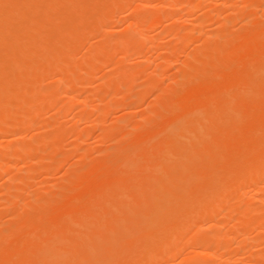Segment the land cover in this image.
I'll use <instances>...</instances> for the list:
<instances>
[{
  "label": "rangeland",
  "instance_id": "obj_1",
  "mask_svg": "<svg viewBox=\"0 0 264 264\" xmlns=\"http://www.w3.org/2000/svg\"><path fill=\"white\" fill-rule=\"evenodd\" d=\"M0 1H1L0 5H3V6L5 5L4 7H6V6H8V4H10L9 3L10 0L9 1L5 0L6 2L4 0H0ZM38 1L37 0H17V2H15V0H11L10 1L11 4L14 3L13 4L14 6L12 5L11 10L8 7L4 8L3 6H1V8H0L1 10H3V9L8 10L9 9V11H10L9 13L10 14L13 13V14H11L12 15L11 18L14 17V18H12L13 20L17 19L16 21L18 22V25L17 24H15V25L17 27L20 26L19 30L21 31V32L18 31L19 33L17 32L15 34L16 36L15 35L6 36V34L7 35L10 34V32L9 33L4 32L5 33L4 37L2 35L3 33L1 34V32H0V34L4 38L3 40L5 42L7 40V42H8V43L6 42L8 45V47H7L6 43L4 45L1 43L2 42V39H1V42H0V51H1L0 52V65L1 66H7L10 69L12 68V70L13 69L17 70V68L15 67V65H13V63H12L13 66H11V65L8 66L9 64H11L8 62H12L14 59V55L15 56L18 55L19 52H24L23 55L26 56L25 61L26 62L28 61L27 63H29V65H30V68H27L26 67L27 63L23 64V65H25L24 67L29 69L26 72H23L24 75L21 74L22 72L20 70H18L21 74V76H20V74L18 72L19 77L17 76L18 75L17 73L13 72V74H17L16 78H19V81L17 82L18 83L17 87L14 85H13L14 87H12V85H9L12 88L10 91H8L10 88L8 89L7 84L16 83L17 80L15 82H13L15 80L14 75H13L14 80L12 81L10 79L11 83H8L9 79H7L8 82L3 83L6 81L4 79L5 75H3V76L0 75V79H1V82H0V96H1L0 97V127L3 128V129H0V155H2V157L0 156V161H1V165L4 163L3 166H0V168H1V170H0V210H1L0 211V263L3 262L1 264H6V263L7 264H10V263L11 264L12 263L13 264H16V263L17 264H26V263H28V264H39V263L46 264L48 262L47 264H53L51 262H54L55 264H57V263L58 264H64V263L65 264H67V263L68 264H113V263H115L116 264L118 262L117 264H141V263L147 264V262H149V263L151 262V264H183V263L184 264H192L193 262L197 263L198 260L201 259V260H199L200 263H198V264H209L210 262H211L210 264H213V263L214 264H239V263L240 264H264V236H263L264 235V182H263L264 181L263 180L264 174L263 175L261 174L262 170L259 172L260 174H258V171H257V170H260L259 165H257V164H259V163L263 164L261 162V160L259 161V163L255 162V164L257 163L255 166L253 164V167L256 168V169H254V171L256 170L257 173L255 171L252 173L253 175L251 174L252 176H249L247 178L245 177L246 178L245 183H243L244 181L237 183L236 180H235V182H233L234 181L233 178H227V180H229V181L223 180L225 182L222 181L223 183L222 182L221 183L223 185L222 184L220 185V187L223 188V190H220L221 194L218 193L220 197L218 195H216V196L214 195L215 197L212 199L209 196H207V198L209 197L210 200L212 199L211 201H209L211 203H209V202H207L208 199L205 198V195H204L205 193L204 194L201 193L202 192L201 190L204 188L203 186H202L203 188L201 187L202 184L205 186V188H204L205 190H207L206 187H208V185L206 183V178H207L208 174L202 175L205 171L203 173H201L202 172L201 167L203 165L201 166L198 162V160L201 161L200 159L203 158L204 156L201 157V155L197 154L198 153L197 151L195 152V148H193L192 149L193 152H195L197 157L199 156L198 157L199 159L196 158L195 154H194L195 158L192 156L194 158V160L198 159V160H196L197 161L196 163L193 160H190V159H192L191 156H189L191 153L190 154L188 153L187 155L185 154V156L187 157V159H185L187 163L185 162L184 165H182V163H180V160L182 158H180L179 162L177 160L178 154H179V157L183 156L184 150H182V149H184V148L186 149V147H188L191 144V141L194 138L195 134L193 135V133H192V135H193V137H192L191 132H190V131H192L191 125H190L191 128L188 126L189 129H191L190 131L188 128H186V131L183 130V131H185L184 135H186L188 138L187 141H190L189 138L192 139L188 143V146H186L187 143L186 144L182 143V141H185L187 139L186 137H185L186 138L185 139L184 137L181 136L182 133L180 134V136H179V134L176 135L177 137L174 136L175 139L177 138L180 141L182 139H185V140H182L181 142L179 140H178L179 142L174 140L173 139L174 137L169 141H168V139L166 140L164 138V140H165V141H163V142H165V145H164L163 142L161 143V140L158 139L159 141H157V139H155L158 137V135H161V136L164 135L163 131L164 130L167 131L166 127L168 126V123H171L169 121L173 120V118H175V117L177 118L179 115L183 116L182 114H184V112H186V113H188V111L191 112L194 109L193 107H195L196 108L195 110H197L198 106H196V105H199V104L202 107H204V109H207L206 111L210 110L211 108L213 110L220 109L221 111L223 110V112H224V109H227V110H228V108H229V110L231 109V112H229V110L228 111L226 110L227 114L229 112V115L226 114V111L224 114L221 113V115H220V110H215L216 112L219 111L218 112L219 115H218V113H215V112L211 113V114H214L213 115L214 119L211 120L212 122L209 125V129L207 127L208 131L210 130L208 132V134L210 132L211 133L209 135L206 134V136H205L206 138L210 137V135L215 136V135H213L215 133L216 137H214V138L218 139L217 136H219V135H217V131L221 132L223 129H226L228 125L232 126V129H233L234 123L233 122L229 123V121H228L230 119V117H229L230 114H231V117H234V116L236 117L238 115L236 120H235V117L231 118V119H233L234 121H238L239 123L243 124L244 121H246L248 118L246 119V117H242V118H245V120L244 119L242 120L239 117V114H242L241 111L243 109V108H239L241 106L246 107L247 105H249L246 107L247 112H245L246 109H244L245 110L244 113H247V114L244 115V113H243V116L249 115V119H250L251 115H255L251 118L253 119L255 117L254 120H256V123H254L255 121L252 119H250V120L248 119L251 122H249L248 120L246 121V123H249L250 126L252 125L253 121H254L253 124H255V125H258V121H261L260 123L264 122L263 121L264 120V111L261 112L263 109V103L264 102L262 103L261 108L258 107L259 104L261 105V102H262L261 100L262 99L264 100V97L257 98L256 94L254 92V91H256V92L260 91V92L264 93V86H263L264 84H261L264 82H260L259 84H261V86L257 87L258 90H254L255 89L254 87H256L257 83L259 82L258 80L255 79L256 82H254V83L256 85L254 84L255 85L254 87H252V86H251V88L249 87L251 90L249 89L250 91H247L248 86H250L252 81H254V79H253L254 77L251 78L249 76V71L251 72L250 75H252V73H253L252 71H254V70H255L256 74L258 71L262 72L264 70V69H262V71L259 70L260 67H262L261 62L264 60V53H263L264 52V44H263V42H264V35H263V33H264V27H263L264 26V1L263 0H215V1L214 0H144V1L143 0H120V2H119V0H102V1L99 0L100 2L96 3L97 2L96 1L94 3V1L92 0L93 2L91 1V3H90L89 0H59L60 2L62 1V3H65V5L67 4L71 8H73L77 4L79 6V10H78L77 5L75 6L76 8H73L74 10L71 8H70V10H71V12L74 13V11L77 9L75 11V13L76 14L78 13V15L71 13L68 10V6L65 7V5L62 3L57 4V2H59L57 0H52V1L46 0L45 2H44V0H38ZM54 1H57V2H54ZM68 1L69 2L73 1L72 2L73 5H72V3L69 4ZM81 1H82V3H80ZM86 1L88 3L89 7L86 6L87 5ZM176 1H178L179 3L178 2L176 3ZM42 2H44V3H42ZM149 2H151V3L149 4ZM113 3L115 5H113ZM196 3H197V6L199 5V8L196 6ZM29 4H31V5L32 4L33 5L39 4L35 8L37 11H35V9L30 8L31 5H29ZM44 4H46V5L43 6ZM24 5H25V7H27V10H25L26 8L24 7ZM33 5L31 7H33ZM90 5H92L95 9H93L92 6H90ZM99 5H101V6H99ZM182 5H183V7H182ZM13 7L14 8L16 7V9H18V10H16V9L14 10ZM22 7H24V8H22ZM60 7H62V9L65 7L63 10L65 11V9H66L68 13L64 12L63 10H62L63 12L60 13V11H61ZM86 7H88V8L86 9ZM20 8H22L23 10L22 9L20 10ZM89 8H91L92 11L89 12V10H91ZM164 9H166V10H164ZM173 9H175V11ZM12 10L17 11L18 15H19V13H20V15L22 14L23 18L21 19L22 16H20V15L18 17L17 13L16 12L14 13ZM24 10H25V12H24ZM58 10H59L60 15L58 13ZM137 10L139 11L138 13H140V15L137 13ZM141 10H143V11H141ZM170 10H172V11H170ZM19 11H21V12H19ZM27 11L31 12V14L29 13L30 15H27L28 14V13L26 14ZM52 11H55L54 13H56V14H53ZM167 11L170 14H168ZM214 11H216V12H214ZM173 12L177 13L178 16L176 14L173 15ZM24 13L26 16L24 15ZM49 13L51 15H49ZM63 13H65V14H63ZM70 13L73 15H70ZM145 13L146 14L149 13V15L145 16ZM157 13H158V15H157ZM4 14L8 15L7 13H4ZM79 14H81L83 16H81V18H80ZM179 14H180V16H179ZM13 15H15V16H13ZM48 15L51 18L55 17L52 20L55 19L54 21L58 23V24L52 23L51 24L52 27H50L52 30L54 27V31H56V32L50 31V32H53V33H50L49 31H47V33H46L45 32L46 29L44 30V28L46 27L44 25H47V22L51 20V19H49ZM57 15L61 16L62 20H60L59 16L57 19ZM133 15H136L137 17L133 16ZM2 16L5 17L4 15H2ZM67 16H69V19L68 18L65 19V17H67ZM70 16L72 17L73 20L70 19ZM75 16H76V18H75ZM6 17H8V16H6ZM6 17H5V19H6ZM47 17L49 20H45V18H47ZM144 17H145V19H144ZM154 17H155V19H154ZM32 18H34V19H32ZM42 18H43V20H41ZM136 18H138V19H136ZM146 18H148V20H146ZM7 19H9V18H7ZM10 19L8 21H10ZM74 19H76L77 21ZM26 20H27V22H26ZM28 20H29V22H28ZM39 20H41V22ZM64 20L66 21L65 23H67L68 21L70 22V23L69 22L67 23L68 27L63 23ZM152 20H154V21H152ZM4 21L5 22H3V20H2V24L3 23H5L6 25L10 24V23H6L7 20H4ZM16 21H13V22L16 23ZM22 21H24L25 23L24 22L23 23L26 25L22 24L21 23ZM149 21H150V23H149ZM246 21H247V24H246ZM10 22H12V21H10ZM256 22H258V23H256ZM43 23H46V24L43 25ZM60 23L62 24V26H60ZM2 24H0L1 27H2ZM11 24H13V23H11ZM63 24L65 25V28H64ZM169 24H170V26L168 27ZM259 24H260V28H259ZM22 25H24L23 29H21ZM58 25L60 27H63L64 29H66V27H67V29L66 30L60 29ZM154 25L156 27H154ZM13 26H14V24H13ZM137 26H138V28H137ZM250 26H253V27H250ZM1 27H0V29H1ZM4 27L6 28V26L5 25L3 26V30H4ZM69 27H70V29H69ZM132 27H134V28L136 27V29H134ZM256 27H258V28H256ZM261 27H263V28H261ZM7 28L9 30L11 27H7ZM254 28L256 29V31ZM169 29L170 30L172 29L173 31L168 32ZM3 30H1V31H3ZM8 30H5V31H8ZM43 30H44V32L42 34L41 31H43ZM129 30H131V31H129ZM166 30H167V32H166ZM12 31L16 32L17 30L14 29ZM124 31H126V32H124ZM261 31L263 33H261ZM249 32H251V33H249ZM39 33L42 35H44V33H46L47 36H44V37H46L44 39L46 41L43 40L44 37L42 35L40 36L42 38L43 44L40 43L41 42L40 41L41 39H40L39 43L41 44V46L37 45V49H36V42L38 41L37 39L40 38L37 36V35H39ZM141 33H143V34H141ZM185 33L188 34V37ZM256 33H258V34H256ZM30 34H32V36ZM48 34H49V36H48ZM126 34L129 35L128 36L129 38L127 37ZM50 35H53L57 39L54 40L55 38H53V36L50 38ZM133 35H135V36H133ZM260 35H261V38H260ZM17 36H18V38H17ZM254 36H255V38H254ZM5 37H9V38H5ZM10 37H11V40H10ZM35 37H36V39H34ZM47 37H49V38H47ZM120 37L121 38L124 37V38L119 39ZM19 38H21V39H19ZM26 38L27 39L29 38V39L27 40ZM12 39H13V41H12ZM129 39L131 40V42ZM261 39H263V40H261ZM25 40H27V41H25ZM151 40H153V41H151ZM179 40H180V42H179ZM236 40H238V42H237V43H239L238 45H236L237 44ZM256 40H260V41L258 42ZM33 41H36L35 45H34ZM47 41L50 42V44ZM127 41H129V42H127ZM184 41H186V42H184ZM20 42H22V43H20ZM254 42H255V44H254ZM18 43L20 45H18ZM114 43H115V45H114ZM118 43H119V45H118ZM132 43H133V45H131ZM155 44H157V45H155ZM2 45L5 49H3ZM111 45H113L114 47L113 46L111 47ZM139 45H141V47ZM121 46H122V48H121ZM134 46L137 48H135ZM218 46L220 49L218 48ZM27 47H29L28 48L29 50H30V47L33 48V49H31V51H33L35 49L38 50L39 54L37 52L33 51L35 54L31 52L32 56L29 55L30 51L28 53V50H27V52H25V50H23ZM34 47H35V49H34ZM116 47H117V49H116ZM171 47H173V48H171ZM258 47H260V48H258ZM2 49H3V51H2ZM114 49H116V50L114 51ZM246 49H247V51H246ZM260 49H261V51H260ZM171 50H173V51H171ZM243 50H245L246 52ZM113 51H114V53H113ZM138 51H139V53H138ZM156 51H158V52H156ZM76 52H78V53H76ZM132 52H134V54ZM6 53H7V55H6ZM244 53L246 56L244 55ZM36 54H38V55H36ZM136 54H138V56ZM231 54H232V56H231ZM64 55L65 56L68 55V56L65 57ZM69 55L71 56V58H67V57H69ZM221 55H223V56H221ZM241 56H242V58H241ZM18 57H20V55H18ZM251 57H254V59H252ZM60 58H62L64 61H61L62 59H60ZM66 59H67V62L72 60L71 64H70V62L67 63ZM242 59H244V60H242ZM245 59H247V60H245ZM258 59H260V60H258ZM234 61H235V63H234ZM3 62H5L6 64ZM53 62H54V64H53ZM59 62H61L60 63L61 67L59 65ZM248 62H250V64H249L250 66L254 63L252 65L253 67L251 70H250L251 67L248 65ZM14 63H17V61L14 60ZM257 63H258V65H257ZM63 64H65L68 68ZM112 64H114V66ZM255 64L257 65V68L254 67V66H256ZM259 64H260V67H259ZM69 65L71 68H69ZM71 65H73V66H71ZM262 65L264 67V64H262ZM51 66H53V67L51 68ZM90 66L92 68H90ZM24 67H22L21 70L25 71L26 69ZM148 67H149V69H148ZM242 67H244V68H242ZM64 68L66 70H64ZM223 68H225V70ZM229 68H231V69H229ZM247 68H248V70H247ZM1 69H2L1 72L5 73L3 71V68H1ZM46 69H48L47 70L48 72L46 71ZM4 70H6V69H4ZM136 70H137V72H136ZM144 70H146V73ZM239 70H241V71H239ZM11 72L10 73L8 72V73L11 74ZM226 72H229V74ZM8 73L6 74V78H7V75L9 77ZM231 73L233 75H231ZM42 75H43V77H42ZM147 75H149V76H147ZM183 75H184V77H183ZM253 76H255V74H253ZM259 76L260 75H258V78H261ZM50 77H51V79H50ZM154 77H155V79H154ZM174 77H177L178 79L174 78ZM248 77H249V79H248ZM250 78H251V80L253 79L251 81V83H249ZM69 79H71V80H69ZM246 79H248L249 81L248 80L246 81ZM228 80L230 83L228 82ZM262 80L264 81V79H262ZM237 81L239 82L240 85H238ZM220 82H223L226 85H224ZM231 83H235V84L232 85ZM3 84H6V87ZM46 85H48L49 87L47 86V88H46ZM221 85H222V87H221ZM71 86H72V88H71ZM218 86H219L220 90L217 89ZM227 86L228 87L230 86L229 92L232 89V91L230 92L232 95L229 94L230 96H232V99L229 98V95H228V97L225 100H227L229 98L230 100L227 101V103L228 104L231 103V104L230 105H228L227 103H226L227 105L224 104L227 106V108H225L224 105L221 106L223 102H221V104H220L219 98H221V96H224L225 89L228 92ZM54 87H57V88H54ZM259 87L261 89H259ZM70 88H71V90H70ZM252 88H254V89L252 90ZM170 89H171V91H170ZM197 89H198V91H197ZM36 90H37V92H36ZM217 90H219L220 92H218ZM237 90L240 92L235 93V92H238ZM54 91H55V95L52 96L51 94H54ZM233 91H235V92H233ZM165 92L167 94H165ZM253 92L255 95L253 94ZM41 93H43V94H41ZM44 93L46 94L45 96H44ZM160 93H162V94H160ZM215 93L218 95L216 96ZM221 93H223V94H221ZM248 93L251 94V95L249 94L250 95L249 100H248L249 95L247 96ZM206 94H209V95H206ZM236 94H239V95L236 96ZM252 94L255 96L254 98L251 97V96H253ZM257 94H258V96L263 95L262 93L259 94V92H257ZM37 95H39L40 97L38 96V98H36L35 96H37ZM56 95L58 97H56ZM128 95H129V97H128ZM203 95H205V96H203ZM240 95L242 98H239ZM243 95H245L244 96L245 98L243 97ZM226 96H224V97H226ZM261 96H259V97H261ZM34 98H36V99H34ZM255 98H257L259 100V101H257V103L258 102L259 103H258V106L253 105V106H256V107H253L252 103L254 102V104H255L256 103L255 101L257 100V99L255 100ZM40 99H41V102L38 103L37 101H40ZM42 99H44V100H42ZM252 99H253V101H252ZM123 100H124V102H123ZM225 100H223V101L226 102ZM243 100L251 101V104H249L248 101H247L248 103L245 101V103H247V104H245ZM33 101H36V102H33ZM202 101H205V102H202ZM221 101H222V98H221ZM239 101H243V103L242 104L240 103V105H238ZM130 102H134V103H131L132 105L133 104L134 105L132 106L131 104H129ZM194 102H195V104H192ZM218 102H219L220 106L217 105ZM33 103L35 105L31 106V104H33ZM202 103H204V104H202ZM36 104H38V105H36ZM200 105H199V108H201ZM212 105H214V106L216 105V106H218V108L216 106H215V108H213ZM36 106H37V108H36ZM209 106L210 107L212 106V107L210 108ZM230 106H232V108L236 106V108H235L236 112L235 111L233 112L232 110H234V109H232ZM220 107H222L223 109H221ZM248 107H250V108H248ZM252 107H253V109H251ZM23 108H25V109H23ZM254 108L256 109V111H254V113H252V111L255 110ZM258 108H260V109H258ZM20 109H23V110H20ZM248 109H251V111ZM29 110H30V112H29ZM101 110H102V113L100 112ZM239 110H240V113H239ZM257 110H259V112H261L259 115H257V113H258ZM249 111H250V113H248ZM57 113H59V114H57ZM100 114H102V115H100ZM215 114L217 116H215ZM225 114L227 115V118L225 117L226 116ZM232 114L234 116H232ZM28 115H30V117ZM87 115H88V117H87ZM256 115L259 118L256 117ZM7 116L9 118H7ZM181 116H179V118ZM219 117H225L226 119H224V118L221 119ZM261 118H262V120H260ZM219 119H220V121H219ZM231 119H230V121H232ZM16 120H18V121H16ZM48 120H53L54 122L48 121ZM225 120L228 121L229 124ZM240 120H242V122ZM98 121H100V122H98ZM163 121H165V122H163ZM214 122H216V123H214ZM220 122H222V123H220ZM5 123H6V125H5ZM12 123H13V125H12ZM260 123L258 125V128L260 126ZM218 124H220V125H218ZM242 124L239 125L237 123V125L240 126L241 129H242V127L245 129V126H244L245 124H243V125ZM263 124H262V126H260L259 129H257V126H256V130H254L255 125L254 126L252 125L254 128L253 131H256L257 134L254 132L256 134L255 135L254 133H252L253 131H251L250 132V134L252 133L251 136L252 135L257 136L258 134L264 133V129L262 130V128H261V127H263ZM15 125H17V126L15 127ZM161 125H162V127H161ZM74 126H75V128H74ZM216 126H218V128ZM19 127H20L19 130L16 129ZM247 127H249V125ZM247 127H246V129H247ZM163 128H164V130H163ZM237 129L235 131H237ZM241 129H240V131L238 129L239 133L241 132ZM66 130H67V133H66ZM243 130H242V132H245ZM212 131H213V133H212ZM229 131L230 130L228 129L227 132H229ZM2 132H5V133H2ZM58 132H59V134H58ZM81 132L84 134H81ZM227 132H225V130H224V133H227ZM242 132L240 133V135L242 134ZM74 133L77 135H75ZM7 134H9V135H7ZM19 134H21V135L19 136ZM152 134H153V136H152ZM156 134H157V137H156ZM250 134H249V136H250ZM236 136L238 137V135H235V139H236ZM253 136L251 138H249L247 135L248 140L250 142L253 141V139H252ZM164 137H166V136L164 135ZM205 137H204V140L202 139L204 142H206ZM241 137H240V139H241ZM262 137H260V138H262ZM153 138H154V141H153ZM159 138H160V136H159ZM210 138L209 139L207 138V139L210 141ZM254 138H256V137H254ZM161 139H163V138H161ZM235 139H233V140H235ZM251 139H252V141H251ZM257 139H258V137H257ZM172 140L175 141V143H177V144L179 143V144L177 146H174L176 144H174V142ZM137 141H139V142H137ZM158 142H160V144ZM194 142H196V141L194 140ZM236 142H238V141H236ZM236 142L235 143H233V141L230 142V143H232L231 145H229L231 149L233 148L231 146H234V144H236ZM250 142H248V143H250ZM127 143H128V145H127ZM143 143L146 145H144ZM149 143H152V145L150 144V146H148L147 144H149ZM207 143H208V145H210L209 142H207ZM204 144H206V143H204ZM257 144L259 145V142ZM46 145H47V147H46ZM151 146L154 148H152ZM158 146L162 147L164 150L161 148H158ZM179 146H182L184 148H180V149L178 148L177 149V147H179ZM198 146H199V144H198ZM200 146H202V144H200ZM256 146L254 143L252 148H254V147L256 148ZM150 147H151V149H150ZM164 147H166V148H164ZM190 147H191V145L189 146V148ZM206 147H201L200 149L208 150V148H206ZM227 147H226V145L224 146L225 149ZM235 147H234V149L236 150L237 148H235ZM145 148L147 151L145 150ZM168 148H169V150H168ZM171 148H172V150L170 151ZM224 148H222V149H224ZM141 149H142V151H141ZM143 149L146 152L143 151ZM153 149H157L158 153H156L157 151H155ZM231 149H228V151L225 150L226 152H223V153H226V155L228 154L229 155L228 157H230L232 155L231 153L234 152ZM14 150H16V151H14ZM180 150H182L183 152ZM190 150H188V148H187V150H185V151L190 152ZM192 150H191V152H192ZM198 150H199V147H198ZM205 150H203V151H205ZM253 150L255 151V149H253ZM21 151H22L23 155H22ZM36 151H38V152H36ZM159 151L160 152L163 151L162 153H164V154H162V153L159 154ZM179 151H180V153H183V155H181L179 153ZM230 151H231V153H230ZM125 152H127V153H125ZM140 152H142V153L140 154ZM143 152L146 155L143 154ZM150 152L153 153L154 155L153 154L150 155ZM199 152L202 153V151H199ZM245 152L248 153V148H246L241 153L243 154ZM205 153H204V155H205ZM6 154H7V156H10V157H6L5 156ZM161 154L163 157H164V155L168 154V158H166V156H165V159H163ZM20 155H22V156H20ZM116 155H118L117 158H119V159H117L115 157ZM137 155H139V156H137ZM141 155L142 156L145 155V156L140 158ZM4 156H5V159L3 158ZM123 156L125 157L124 159H123ZM135 156H136V158H139L140 160L142 159L143 161L142 160H141L142 162L139 160L137 161ZM151 156H153V157H151ZM241 156H243V155H241ZM245 156H248V155L246 154ZM157 157H158V159H157ZM171 157H173L172 159H174V160H171ZM205 157H207V156H205ZM257 157L256 156L250 157V155H249L248 158H251L250 161H252L254 158H256V159H254V161L255 160L258 161L259 160L258 158L260 156L258 158ZM2 158H3V160H2ZM121 158H122V160H121ZM143 158H145V159L148 158L149 161L151 159V161L147 162L148 159L144 160ZM152 158H153V161L156 158V160H158L156 162H159V163H153ZM159 158L160 159L162 158L161 161L159 160ZM134 159H136L137 163L138 162L140 163V164L138 163L140 165L139 166L140 170L138 169V167H135L137 164H135ZM226 159H228V158L227 157L225 158V154H224V157L219 161L224 160V162H225V161H227ZM127 160H133L134 162L131 161V163L133 162L132 164L127 163L128 162ZM110 161H112V162H110ZM162 161L163 162L167 161L168 163H166V164L164 163L165 165H163V163H161ZM174 161H175V163L177 162V164H178L177 166L174 165V163H173ZM228 161H231V160L228 159ZM245 161H247L249 163L248 159H246ZM254 161L252 163H254ZM5 162H7L8 164H6ZM204 162H206V159ZM79 163H80V167L79 166L77 167V165H79ZM124 163L126 165L128 164L129 167H127ZM145 163L147 164V167L143 165ZM220 163L223 164L222 162H220ZM120 164H121V166H120ZM221 164H217V162H216V164L214 166H216V165L220 166ZM198 165L201 166L200 167L201 169L199 168ZM204 165H205V163H204ZM225 165H226L225 167H227V164H225ZM141 166H142V168H141ZM148 166H149V168H148ZM184 166L185 167L190 166L189 168L186 167L187 171L186 170L185 171L187 174L183 170L185 168ZM211 166L213 167V165H211ZM257 166H258V169H257ZM261 166L263 167V165H261ZM4 167H5V169H4ZM126 167L128 170L126 169ZM143 167H145L147 170H145ZM191 167L192 168L195 167L196 169L198 167L200 169L199 171H201V172L197 171L196 169L192 170ZM203 167H205V166H203ZM223 167H224V165H223ZM230 167L229 168L227 167V168H228V170L230 169V171H231L233 169V167L232 168H230ZM262 167H260V168H262ZM121 168H125V169H122V171H121ZM131 168H135V169H133L134 170L133 173H135V171H137L136 174L138 173L139 175L132 174ZM155 168H159V173L161 172L160 173L161 175H163V173H164L163 177L160 176V174H157L158 172L157 173L154 172L157 170V169L155 170ZM160 168L162 170H160ZM181 168H182V170H181ZM150 169L153 171H151ZM169 169H172V171H170ZM216 169H219V168L212 169L213 174H214L213 170H216ZM220 169L223 170L224 168L222 169L220 167ZM225 169H224V171L226 172L227 170H225ZM142 170H144V171H142ZM33 171H34V173H33ZM119 171H121V173ZM127 171H129L133 176L131 174L130 175L128 174L129 175L128 176L127 173H129V172H127ZM146 171H147V173H146ZM148 171H150L149 172L150 174H148ZM182 171L184 172V174L179 173ZM192 171H194V172L192 173ZM196 171L199 172V174L196 173ZM151 172L152 173L154 172L153 173L154 175L151 174ZM225 172L222 171L220 174L225 173ZM124 173H125V176L123 175ZM141 173H143L144 176H142ZM144 173L150 175V178L151 177L153 178L155 176V174H156V177L153 178V180H152V178L150 179L149 176L144 174ZM173 173L174 174L176 173V175L171 176ZM255 173H256V176H254ZM30 174H32V175H30ZM12 176H13V178H12ZM164 176H165V179H164ZM168 176L174 177L173 181L176 184L172 180H171V182H173L172 184L168 183L167 179H168V181H169V179H171ZM223 176H225V174H223ZM223 176H221L220 179H222ZM135 177L137 178V180L138 179L139 180L137 181ZM182 177L184 179H182ZM133 178H135V181ZM202 178H204L205 180ZM223 178L226 179V177H223ZM248 178H249V180L247 181ZM11 179H12V181H11ZM103 179H105V180H103ZM144 179H145V182H144ZM176 179H178V180H176ZM129 180H131L133 184ZM150 180H151L152 184H151ZM230 180L231 181L233 180L232 183ZM260 180L261 181L263 180V181L261 182ZM114 181H115V183H114ZM199 181H201V182L197 183ZM117 182H118V184H117ZM136 182L138 183V185ZM141 182H144V183H141ZM164 182L167 183V186H166V183H164ZM194 182H195V184H194ZM153 183L156 187L153 185ZM108 184H109V186H108ZM189 184H191V185H189ZM198 184L200 185V188H202L201 190H199L200 188L197 187V186H199ZM118 185L120 187L121 186H123V187L120 188ZM139 185H142V187L141 186L138 187ZM245 185H247V186H245ZM103 186H105V187H103ZM110 187H112V188H110ZM157 187H160V188H157ZM194 187H196V189L198 191ZM241 187H243V188H241ZM109 188L111 189L110 191L108 190ZM135 188L137 189V192H135L136 191ZM194 189H195V192H194ZM6 190H8V191H6ZM97 190H98V192H97ZM236 190L238 193L236 192ZM149 192L150 193L152 192L153 194L151 193V195H150ZM203 192H205V191H203ZM262 192H263V194H262ZM136 193L137 194L140 193V194H138L139 196H137ZM194 193H198V194L195 195ZM197 195L202 197V198H205L206 200L205 199L204 200L206 201V203H204L205 201L203 199H202L203 201L200 200L201 198L197 199L196 198V197H198ZM206 195H208V194H206ZM97 196H99V197H97ZM125 196H127V197H125ZM194 196H196V197H194ZM230 196H231V198H230ZM116 197H119V198L123 197V198H121V200L122 199L123 200L121 201L119 198L116 199ZM49 198H50V200H49ZM105 198L108 201L104 200ZM148 198H150V199H148ZM169 198H170V200H169ZM260 198H261V200H260ZM111 200H112V203H113V201H116V202L111 204ZM127 200H130V202L129 201L127 202ZM167 200H169V201H167ZM196 200H197V204H199L198 202H200V204L202 206L203 205L206 206L205 204H208V203L213 204L215 206L214 207L215 209H213V208L212 209L209 208V210L207 209L208 210L207 212L209 215L205 211V213L203 215V219H202V215L200 216L198 214V212L200 211L199 205H195ZM100 201H103V203L107 202V205H108V203H110V204L108 205V207L105 208L106 203L104 205ZM170 201H171L172 205L170 204ZM201 201H202V203H201ZM213 201H216V202L212 203ZM99 203L100 204L102 203L101 207H99L100 206ZM116 203H117V205H116ZM125 203H126V205H125ZM141 203H142L143 207L140 205ZM189 203L190 204L193 203V205H190V206H192V209L195 206V211L197 212L198 215H196V213L193 212V214L195 213L194 215H196L194 217L195 219L193 218L194 215L192 216V218H193L192 220L195 224H193L192 227L190 226V228L187 229L188 231L185 230L187 232L186 233L184 232L185 235L183 234V236L179 238V240H178L179 243H177L178 246L177 245L174 246V249L171 248L172 250L169 249L171 251L170 253L166 252V253H164V255L161 254L160 256H158V258L161 257L160 259H158L157 257H155V259H154V258H152L153 256H150L148 258H147V256H145V257H142L138 260L137 256L138 255L142 256L140 254V251L142 253L145 252L144 250H143L144 252L141 250L143 248V246L146 249L149 246L150 247L149 250H150L151 246L157 245V244H155V245H152V244L156 243L157 240L155 238H158L157 236L160 237V235H162V232H163V231L161 232L158 229H161V230L165 229L166 230L165 224H167V227H168L169 222L170 221L173 222L176 219L175 215H177V218L179 219L182 217V215H184L186 213V211L188 213L189 210H190L189 215H192V211H194V210H192L191 207L188 208ZM218 204H220V205H218ZM180 205H182L183 208ZM83 206H84V208L85 207L86 208L84 209ZM111 206H112V208H111ZM123 206H125V207H123ZM169 206H171V208H169ZM197 206H198V209H197ZM238 206H240V207H238ZM97 207H98V210H97ZM109 207H110V209H109ZM177 207H179L180 209ZM184 207H186V208H184ZM217 207H218V209L220 208L222 211L217 210ZM81 208H82V210H81ZM99 208L101 210H99ZM125 208L127 210H125ZM103 209H104V211H103ZM107 209H109L110 211ZM111 209H113V210H111ZM172 209L175 211L174 213H173ZM178 209H179V212L181 210L184 211V209L186 211H185V213L182 211L180 213H178ZM83 210H84V213H83ZM166 210H167L166 213L168 215H170L171 213L173 215L171 214V216H168L166 213L162 212V211L165 212ZM101 211H102V213H100ZM176 212H177V214H176ZM86 213H87V215H86ZM98 213L101 214L100 216H102L100 219H99L100 216L96 215ZM182 213H184V214H182ZM92 214H93V216H92ZM139 214H140V216H139ZM162 214H164V215H162ZM229 214H230V216H229ZM41 215H43V216H41ZM78 215H81V216H78ZM128 215H130V216H128ZM157 215H158V217H157ZM165 215H167L166 218H165ZM180 215H181V217H179ZM82 216H84L85 218ZM41 217L43 218V220ZM107 217H109V219ZM139 217H141V218H139ZM82 218H84V219H82ZM171 218H172V220H170ZM197 218L199 219V221L196 220ZM38 219H40V220H38ZM74 219H75V221H74ZM79 219H82L83 221L79 220ZM103 219H104V222L102 221ZM94 220H96V221H94ZM119 220H121V221H119ZM167 220H168V222H167ZM261 220L263 222H261ZM71 221L73 222V226H75L74 228H77V231L79 228H81L80 227L81 225L83 226L82 227L83 230H82V228L79 229V230L84 232V235L82 232L83 236L82 235L78 236L81 233L80 232L76 233L77 231H74L75 229L73 230V228H72L73 226H72ZM76 221H78V222H76ZM79 221L81 224L79 223ZM84 221L85 222L87 221L88 223L90 222L92 229L89 228L90 226L88 224L87 225L84 224L85 223ZM160 221L162 223H160ZM178 221H180V220H178ZM35 222L36 223L38 222V224H36ZM101 222H102V224H101ZM131 222H132V224H131ZM193 222H191V223H193ZM217 222H218L219 226H218V224H216ZM77 223H79L80 226ZM97 223H98V225H97ZM174 223H176V220L171 224H174ZM234 223L236 224V226ZM36 225H38V226H36ZM68 225H69V227H68ZM94 225H96V226H94ZM115 225H117V226L115 227ZM138 225H140V226H138ZM154 225H155V227H154ZM215 225H217V228L213 227ZM104 226H106V227H104ZM210 226H211V228H210ZM57 227H58V229H56ZM85 227H88V228H86L88 231L85 229L86 232L84 231ZM137 227H139V231L136 230V229H138ZM162 227H164V228H162ZM170 227L171 226L169 225L168 230ZM47 228H49V229H47ZM101 228H103V229H101ZM142 229H144V230H142ZM100 230H102V231H100ZM131 230L133 231V233H131ZM134 230L137 233V235H136V233L134 235ZM225 230H226V232H225ZM62 231H63L62 236L64 235L65 238H62V236H61ZM68 231H69V233H67ZM93 231H94V233H93ZM124 231L125 232L128 231L127 232L128 235ZM247 231H249V232H247ZM87 232H89V233H87ZM106 232H107V234H106ZM108 232L110 233V235ZM206 232L209 236L206 234ZM227 232H229V233H227ZM70 233H72V236ZM85 233H86V235H90V236L89 237L86 236ZM159 233H160V235H159ZM74 234H75V236H73ZM50 235H52V236H50ZM54 236L56 239H53V240H55L56 242H58V240H59V243L62 242L60 240L61 238L63 240L65 239V242L64 241H63L64 243L62 242L64 246L60 245L61 247L58 246L57 243L55 242L56 247L58 246V248L55 247L56 248V249H54L55 252L50 248L53 245L52 244L53 240H51L50 238H52ZM191 236H193L192 237L193 240L191 239ZM104 237H105V239H104ZM126 237H127V239H126ZM141 237H142V239H141ZM147 237H150V240H149V238L147 239ZM198 237L203 239V240H200ZM203 237H205V238H203ZM77 238H78V240H77ZM217 238L218 239L220 238V239L217 240ZM38 239H39V241H38ZM46 239H48V240H46ZM151 239H153V241ZM194 239H196V240L199 239V240L196 241ZM143 240H144V242H143ZM148 240L150 241V243L148 242ZM154 240H155V242H154ZM226 240L229 241L230 245L228 244V241L226 242ZM37 241L39 243H36ZM40 241L42 244H40ZM84 241H86V242L84 243ZM192 241H193V243H192ZM223 241H225L224 242L225 244L223 243ZM17 242H18V244H17ZM220 242H222L223 244L221 245ZM48 243L50 244V247H49ZM86 243H87V245H86ZM132 243H134V244H132ZM141 243H143V245ZM203 243H205V244H203ZM77 244L79 245L80 250H78L79 247L77 246ZM130 244H131V247H130ZM138 244L141 246H139ZM147 244H148V246H146ZM150 244H151V246H150ZM195 244H196V246H195ZM46 245L48 246V249L49 248L51 249L50 251H47ZM67 245H68V247H67ZM133 245H135V246H133ZM72 246H73V249H71ZM22 247L25 251H23ZM183 247H185V248H183ZM14 248H15V250H13ZM41 248H44V249L46 248V249L44 251V249H41ZM52 248H54V247H52ZM153 248H155V247H153ZM136 249H139V250H136ZM58 250L60 252H58ZM64 250H66V253L64 252ZM56 251L60 255H58L56 253ZM127 251L128 252L130 251L129 253H130V256L132 255L131 257L129 256V253H126ZM138 251H139V253H138ZM42 252H43V254L45 252L47 254H49V255L43 256V258L46 256L47 260L45 258L44 259L41 258L42 256L40 255V253L42 254ZM51 252H54V253H56L57 256H59V259H57L58 257H56L55 254L53 253L55 260L57 259L58 261L57 260L52 261L53 258H51V260H49L50 258H47L49 256L52 257ZM147 252H148V250L145 252V255ZM197 252H199V253L201 252V254L197 255L196 254ZM15 253H16V255H15ZM136 253H138V254H136ZM155 253H157V251ZM217 253H219V254H217ZM6 254H8V255H6ZM168 254H169V256H168ZM124 255H126L127 257ZM148 255H150V254H148ZM222 255L224 257H222ZM36 256L39 259H37ZM97 256H98V258H97ZM117 256H119L121 258H119ZM140 256H138V257H140ZM5 257H6V259H5ZM18 257H19V259L17 261ZM67 257L68 258L71 257V258L68 259ZM90 257H93V258H90ZM125 257L128 259H126ZM23 258H25V260ZM40 258H41V260L42 259L43 260L41 261ZM117 258H119V260ZM233 258H235V259H233ZM153 259L156 262H154ZM217 259H219V260L217 261ZM63 260H66V261L63 262ZM128 260H130V261L128 262ZM164 260L166 261V263L164 262ZM223 260H225V261H223ZM21 261L22 262L24 261V262L22 263ZM39 261H41V262H39ZM137 261H138V263H137Z\"/></svg>",
  "mask_w": 264,
  "mask_h": 264
},
{
  "label": "bare ground",
  "instance_id": "obj_2",
  "mask_svg": "<svg viewBox=\"0 0 264 264\" xmlns=\"http://www.w3.org/2000/svg\"><path fill=\"white\" fill-rule=\"evenodd\" d=\"M4 1H5V0H4ZM8 1H9V0H8ZM8 1H7V2H8ZM10 1H11V0H10ZM10 1H9V3L11 4ZM37 1H38V0H37ZM45 1H46V0H44V2H45ZM51 1H52V0H51ZM57 1H59V0H57ZM57 1H54V2H57ZM91 1H92V0H89L90 3H91ZM93 1H94V3H95L96 1H97L96 3H98V2H100V1H102V0H100V1H99V0H93ZM93 1H92V2H93ZM143 1H144V0H143ZM214 1H215V0H214ZM263 1H264V0H263ZM0 2H1V1H0ZM5 2H6V1H5ZM15 2H17V0H15ZM38 2H39V1H38ZM44 2H42V3H44ZM68 2H69V1H68ZM72 2H73V1L69 2V4H71ZM119 2H120V0H119ZM151 2H152V1H151ZM151 2H149V4H150ZM168 2H169V1H168ZM177 2H178V1H176V3H177ZM184 2H185V1H184ZM196 2H197V1H196ZM260 2H261V1H260ZM3 3H4V2H3ZM3 3H2V4H3ZM12 3H13V2H12ZM58 3H62V1H61V2H60V1L57 2V4H58ZM80 3H82V1H81ZM80 3H79V4H80ZM156 3H157V2H156ZM165 3H166V2H165ZM178 3H179V2H178ZM223 3H224V2H223ZM225 3H226V2H225ZM228 3H229V2H228ZM233 3H234V2H233ZM247 3H248V2H247ZM253 3H254V2H253ZM4 4H5V3H4ZM10 4H8V6H6V7L10 8V10H11L12 5H13L14 3L11 4V5H10ZM36 4H37V3H36ZM36 4H34V5L32 4L33 7L35 6L34 8L31 7V6H32L31 4H29V5H31L30 8L35 9L36 6L39 5V4H38V5H36ZM52 4H53V3H52ZM62 4L65 5V3H62ZM86 4H87L86 6H88L87 1H86ZM146 4H147V3H146ZM173 4H174V3H173ZM186 4H187V3H186ZM207 4H208V3H207ZM9 5H10V6H9ZM45 5H46V4H44L43 6H45ZM60 5H61V4H60ZM72 5H73V3H72ZM76 5H77V4H76ZM76 5H75V6H76ZM94 5H95V4H94ZM113 5H115V4L113 3ZM260 5H261V4H260ZM1 6H3V5H0V8H1ZM4 6H5V5H4ZM4 6H3V7H4ZM13 6H14V5H13ZM53 6H54V5H53ZM67 6H68V5L66 4L65 7H67ZM75 6H74L73 8H76ZM77 6H78V5H77ZM90 6H92V5H90ZM96 6H97V5H96ZM99 6H101V5H99ZM173 6H174V5H173ZM192 6H193V5H192ZM196 6H197V3H196ZM206 6H207V5H206ZM247 6H248V5H247ZM3 7H2V8H3ZM6 7H4V8H6ZM16 7H17V6H16ZM16 7H15V8L13 7L14 10L16 9ZM19 7H20V6H19ZM19 7H18V8H19ZM24 7H25V5H24ZM24 7H22V8H24ZM58 7H59V6H58ZM62 7H63V6H62ZM62 7H60V8H61L60 13H62V12L64 11L63 9H64L65 7H64L63 9H62ZM88 7H89V6H88ZM88 7H86V9H87ZM125 7H126V6H125ZM142 7H143V6H142ZM178 7H179V6H178ZM182 7H183V5H182ZM197 7L199 8V5H198ZM209 7H210V6H209ZM22 8H20V10H21ZM25 8H26L25 10H27V7H25ZM28 8H29V7H28ZM30 8H29V9H30ZM51 8H52V7H51ZM55 8H56V7H55ZM60 8H59V9H60ZM70 8H71V7L68 6V10L71 12ZM73 8H71V9H73ZM92 8L95 9L93 6H92ZM108 8H109V7H108ZM139 8H140V7H139ZM180 8H181V7H180ZM193 8H194V7H193ZM193 8H192V9H193ZM195 8H196V7H195ZM204 8H205V7H204ZM216 8H217V7H216ZM29 9H28V10H29ZM84 9H85V8H84ZM84 9H83V10H84ZM89 9H91V8H89ZM137 9H138V8H137ZM177 9H178V8H177ZM3 10H4V11H3ZM3 10L0 9V24H2V20H3V22H5L4 20H7L6 23H10V24H7V25H6L5 23H3V24H2V27L0 26V27H1L0 32H1V34L3 33V34H2L3 37L5 36V35H4L5 33H9V32H10V34H8V35L6 34V36H12V35H15L18 31L21 32V31L19 30V27H20V26L17 27V26L15 25V24L18 25V22L16 21L17 19L13 20L12 18H14V17L11 18V16H12L11 14H13V13L10 14V13H9V12H10L9 9H8V10L3 9ZM14 10H12V11H13L14 13L16 12L17 15H18V12H17V11H14ZM16 10H18V9H16ZM22 10H23V9H22ZM25 10H24V12H25ZM62 10H63V11H62ZM73 10H74V9H73ZM76 10H77V9H76ZM76 10H75V11H76ZM78 10H79V6H78ZM164 10H166V9H164ZM167 10H168V9H167ZM173 10L175 11V9H173ZM178 10H179V9H178ZM212 10H213V9H212ZM2 11H3V12H2ZM30 11H31V10H30ZM35 11H37V10L35 9ZM75 11H74V13H73V12H71V13L76 14ZM90 11H92V9L89 10V12H90ZM141 11H143V10H141ZM170 11H172V10H170ZM19 12H21V11H19ZM54 12H55V11H52L53 14H56V13H54ZM56 12H57V11H56ZM64 12H67V10L65 9ZM85 12H86V11H85ZM87 12H88V11H87ZM138 12H139V11L137 10V13H138ZM145 12H146V11H145ZM214 12H216V11H214ZM217 12H218V11H217ZM4 13H7L8 15H5ZM27 13H28V14H27ZM29 13L31 14V12H29V11L26 12L27 15H30ZM58 13H59V10H58ZM60 13H59V15H60ZM67 13H68V12H67ZM71 13H70V15H73V14H71ZM81 13H82V12H81ZM143 13H144V12H143ZM149 13H150V12H149ZM149 13H147V14L145 13V16H146V15L148 16ZM167 13H168V11H167ZM171 13H172V12H171ZM46 14H47V13H46ZM63 14H65V13H63ZM85 14H86V13H85ZM92 14H93V13H92ZM138 14L140 15V13H138ZM168 14H170V13H168ZM174 14L177 15V13H174V12H173V15H174ZM208 14H209V13H208ZM2 15H4L5 17H6V16H8V17H6V19H5V17H3ZM15 15H16V14H15ZM15 15H13V16H15ZM19 15H20V13H19ZM19 15H18V17H19ZM24 15H25V13H24ZM49 15H51V14L49 13ZM49 15H48L49 19L52 20L53 18H55V17H52V18H51ZM59 15H57V19H58V16H59ZM76 15H78V13H77ZM79 15H80V16H79L80 18H81V16H83V15H81V14H79ZM143 15H144V14H143ZM157 15H158V13H157ZM9 16H10V17H9ZM20 16H22V14H21ZM25 16H26V15H25ZM52 16H53V15H52ZM86 16H87V15H86ZM133 16H136V15H133ZM141 16H142V15H141ZM141 16H140V17H141ZM152 16H153V15H152ZM177 16H178V15H177ZM177 16H176V17H177ZM179 16H180V14H179ZM2 17H3L4 19H3ZM18 17H17V18H18ZM48 17L45 18V20H49ZM136 17H137V16H136ZM7 18H9V19L11 18L12 20L10 19V21H12V22L8 21L9 19H7ZM15 18H16V17H15ZM22 18H23V16L21 17V19H22ZM28 18H29V17H28ZM43 18H44V17H43ZM43 18H42L41 20H43ZM59 18H60V20H62L61 16H59ZM66 18L69 19V16L65 17V19H66ZM75 18H76V16H75ZM170 18H171V17H170ZM256 18H257V17H256ZM18 19H19V18H18ZM32 19H34V18H32ZM63 19H64V18H63ZM70 19L73 20L71 16H70ZM136 19H138V18H136ZM144 19H145V17H144ZM154 19H155V17H154ZM161 19H162V18H161ZM173 19H174V18H173ZM19 20H20V19H19ZM19 20H18V21H19ZM41 20H39V21L41 22ZM45 20H44V21H45ZM51 20L48 21L49 23L51 22L50 24L47 22V25H44V24H46V23H43V25L46 26V27L44 28V30L46 29V30H45L46 33H47V31H49V32H50V31H54V27H53V30H52L50 27H52V26H51L52 23L54 24V23H57V22L54 21L55 19L52 20V21H51ZM74 20H76V19H74ZM139 20H140V19H139ZM146 20H148V18H146ZM149 20H150V19H149ZM174 20H175V19H174ZM179 20H180V19H179ZM204 20H205V19H204ZM252 20H253V19H252ZM13 21H16V23H14ZM44 21H43V22H44ZM76 21H77V20H76ZM142 21H143V20H142ZM152 21H154V20H152ZM249 21H250V20H249ZM23 22H24V21H22L21 23L24 24L25 22H24V23H23ZM26 22H27V20H26ZM28 22H29V20H28ZM65 22H66V21L64 20L63 23L67 26V23H68L69 21H68L67 23H65ZM74 22H75V21H74ZM140 22H141V21H140ZM161 22H162V21H161ZM176 22H177V21H176ZM202 22H203V21H202ZM11 23H13L14 26H13V24H11ZM21 23H20V24H21ZM69 23H70V22H69ZM123 23H124V22H123ZM136 23H137V22H136ZM149 23H150V21H149ZM152 23H153V22H152ZM154 23H155V22H154ZM174 23H175V22H174ZM180 23H181V22H180ZM256 23H258V22H256ZM20 24H19V25H20ZM39 24H40V23H39ZM57 24H58V23H57ZM64 24H63V26H64V28H65V25H64ZM92 24H93V23H92ZM101 24H102V23H101ZM140 24H141V23H140ZM146 24H147V23H146ZM161 24H162V23H161ZM204 24H205V23H204ZM246 24H247V21H246ZM4 25L6 26V28L4 27V30H3V26H4ZM9 25H10V26H9ZM11 25H12L13 27H12ZM24 25H26V24H24ZM24 25L21 26V27H22L21 29H23V26H24ZM27 25H28V24H27ZM55 25H56V24H55ZM141 25H142V24H141ZM155 25H156V24H155ZM155 25H154V27H156ZM157 25H158V24H157ZM176 25H177V24H176ZM202 25H203V24H202ZM255 25H256V24H255ZM15 26H16V27H15ZM58 26H59V25H58ZM60 26H62L61 23H60ZM60 26H59L60 29H64L63 27H60ZM87 26H88V25H87ZM150 26H151V25H150ZM169 26H170V24L168 25V27H169ZM7 27H11V28L8 30ZM42 27H43V26H42ZM55 27H56V26H55ZM67 27H68V26H67ZM67 27H66V29H67ZM70 27H71V26H70ZM70 27H69V29H70ZM143 27H144V26H143ZM158 27H159V26H158ZM171 27H172V26H171ZM250 27H253V26H250ZM263 27H264V26H263ZM263 27H261V28H263ZM16 28H17V29H16ZM56 28H57V27H56ZM71 28H72V27H71ZM129 28H130V27H129ZM129 28H128V29H129ZM132 28H134V27H132ZM137 28H138V26H137ZM141 28H142V27H141ZM256 28H258V27H256ZM259 28H260V24H259ZM14 29L17 30V31H16V32L12 31V30H14ZM29 29H30V28H29ZM66 29H64V30H66ZM125 29H126V28H125ZM134 29H136V27H135ZM194 29H195V28H194ZM254 29H255V28H254ZM254 29H253V30H254ZM1 30H3V31H1ZM5 30H8V31H5ZM41 30H42V29H41ZM44 30L41 31L42 34H43ZM85 30H86V29H85ZM131 30H132V29H131ZM131 30H129V31H131ZM159 30H160V29H159ZM190 30H191V29H190ZM197 30H198V29H197ZM197 30H196V31H197ZM227 30H228V29H227ZM24 31H25V30H24ZM169 31H173V30H172V29H171V30L169 29L168 32H169ZM255 31H256V29H255ZM4 32H5V33H4ZM11 32H12V33H11ZM13 32H14V33H13ZM19 32H18V33H19ZM49 32H48V33H49ZM54 32H56V31H54ZM58 32H59V31H58ZM95 32H96V31H95ZM124 32H126V31H124ZM166 32H167V30H166ZM179 32H180V31H179ZM186 32H187V31H186ZM190 32H191V31H190ZM251 32H252V31H251ZM251 32H249V33H251ZM259 32H260V31H259ZM29 33H30V32H29ZM46 33H44V35H42V34L39 33V35H37V36L40 37V36L42 35V36L44 37V36H47ZM50 33H53V32H50ZM50 33H49V34H50ZM129 33H130V32H129ZM132 33H133V32H132ZM143 33H144V32H143ZM143 33H141V34H143ZM159 33H160V32H159ZM162 33H163V32H162ZM195 33H196V32H195ZM261 33H263V32L261 31ZM1 34H0V42H1V39H2V42H1V43L4 45V44L7 42V40L5 39V40H6V42H5V41L3 40L4 38L2 37ZM45 34H46V35H45ZM49 34H48V36H49ZM54 34H55V33H54ZM89 34H90V33H89ZM103 34H104V33H103ZM164 34H165V33H164ZM170 34H171V33H170ZM185 34H186L187 37H188V34H187V33H185ZM256 34H258V33H256ZM22 35H23V34H22ZM30 35L32 36V34H30ZM59 35H60V34H59ZM104 35H105V34H104ZM121 35H122V34H121ZM126 35H127V34H126ZM183 35H184V34H183ZM186 35H185V36H186ZM227 35H228V34H227ZM263 35H264V33H263ZM15 36H16V35H15ZM15 36H14V37H15ZM52 36H53V35H50V38H51ZM55 36H56V35H55ZM124 36H125V35H124ZM128 36H129V35H127V37H128ZM133 36H135V35H133ZM153 36H154V35H153ZM174 36H175V35H174ZM176 36H177V35H176ZM1 37H2V38H1ZM23 37H24V36H23ZM26 37H27V36H26ZM28 37H29V36H28ZM189 37H190V36H189ZM5 38H9V37H5ZM12 38H13V37H12ZM17 38H18V36H17ZM31 38H32V37H31ZM45 38H46V37H44L43 40H44ZM47 38H49V37H47ZM53 38H55V37L53 36ZM75 38H76V37H75ZM122 38H124V37H122ZM122 38L120 37L119 39H122ZM128 38H129V37H128ZM133 38H134V37H133ZM155 38H156V37H155ZM179 38H180V37H179ZM191 38H192V37H191ZM234 38H235V37H234ZM254 38H255V36H254ZM260 38H261V35H260ZM19 39H21V38H19ZM26 39H27V38H26ZM28 39H29V38H28ZM28 39H27V40H28ZM34 39H36V37H35ZM40 39H41V40H40ZM56 39H57V38H55L54 40H56ZM113 39H114V38H113ZM187 39H188V38H187ZM187 39H186V40H187ZM10 40H11V37H10ZM27 40H25V41H27ZM37 40H38L37 42H36V41H33V42H34V45H35V42H36V49H37V45H38V46H39V45L41 46L40 43L43 44V41H42V38H41V37L38 38ZM39 40L41 41L40 43H39ZM47 40H48V39H47ZM126 40H127V39H126ZM126 40H125V41H126ZM129 40H130V39H129ZM154 40H155V39H154ZM234 40H235V39H234ZM239 40H240V39H239ZM245 40H246V39H245ZM254 40H255V39H254ZM261 40H263V39H261ZM3 41H4V42H3ZM12 41H13V39H12ZM18 41H19V40H18ZM20 41H21V40H20ZM44 41H46V40H44ZM110 41H111V40H110ZM136 41H137V40H136ZM136 41H135V42H136ZM144 41H145V40H144ZM151 41H153V40H151ZM242 41H243V40H242ZM256 41L259 42L260 40H256ZM30 42H31V41H30ZM30 42H29V43H30ZM47 42H48V41H47ZM58 42H59V41H58ZM127 42H129V41H127ZM130 42H131V40H130ZM135 42H134V43H135ZM179 42H180V40H179ZM184 42H186V41H184ZM204 42H205V41H204ZM237 42H238V40H236V43H237ZM7 43H8V42H7ZM7 43H6V45H7ZM11 43H12V42H11ZM20 43H22V42H20ZM37 43H38V44H37ZM48 43L50 44V42H48ZM122 43H123V42H122ZM125 43H126V42H125ZM217 43H218V42H217ZM44 44H45V43H44ZM95 44H96V43H95ZM126 44H127V43H126ZM150 44H151V43H150ZM152 44H153V43H152ZM238 44H239V43H237L236 45H238ZM254 44H255V42H254ZM263 44H264V42H263ZM3 45H2V47H3ZM12 45H13V44H12ZM18 45H20V44L18 43ZM71 45H72V44H71ZM101 45H102V44H101ZM114 45H115V43H114ZM118 45H119V43H118ZM121 45H122V44H121ZM131 45H133V43H132ZM155 45H157V44H155ZM180 45H181V44H180ZM211 45H212V44H211ZM211 45H210V46H211ZM213 45H214V44H213ZM217 45H218V44H217ZM31 46H32V45H31ZM46 46H47V45H46ZM51 46H52V45H51ZM77 46H78V45H77ZM112 46H113V45H111V47H112ZM128 46H129V45H128ZM139 46L141 47V45H139ZM151 46H152V45H151ZM174 46H175V45H174ZM250 46H251V45H250ZM250 46H249V47H250ZM7 47H8V45H7ZM32 47H33V46H32ZM101 47H102V46H101ZM111 47H110V48H111ZM113 47H114V46H113ZM131 47H132V46H131ZM134 47H135V46H134ZM179 47H180V46H179ZM255 47H256V46H255ZM12 48H13V47H12ZM28 48H29V47H27V48H25V49L22 48V49L25 50V52H27V50H28V53H29V51H30V53H31V52H32V53H34V52H37V53H38V50H36L35 47H34V49H35L36 51L33 50L34 52L31 51V49H33V48L30 47V50H29ZM39 48H40V47H39ZM52 48H53V47H52ZM89 48H90V47H89ZM98 48H99V47H98ZM106 48H107V47H106ZM121 48H122V46H121ZM123 48H124V47H123ZM135 48H137V47H135ZM138 48H139V47H138ZM144 48H145V47H144ZM147 48H148V47H147ZM171 48H173V47H171ZM218 48H219V46H218ZM221 48H222V47H221ZM258 48H260V47H258ZM3 49H5V48L3 47ZM3 49H2V51H3ZM6 49H7V48H6ZM16 49H17V48H16ZM65 49H66V48H65ZM65 49H64V50H65ZM116 49H117V47H116ZM116 49H114V51H115ZM125 49H126V48H125ZM125 49H124V50H125ZM219 49H220V48H219ZM61 50H62V49H61ZM122 50H123V49H122ZM237 50H238V49H237ZM6 51H7V50H6ZM17 51H18V50H17ZM21 51H22V50H21ZM91 51H92V50H91ZM94 51H95V50H94ZM114 51H113V53H114ZM118 51H119V50H118ZM171 51H173V50H171ZM206 51H207V50H206ZM215 51H216V50H215ZM240 51H241V50H240ZM243 51H245V50H243ZM246 51H247V49H246ZM246 51H245V52H246ZM260 51H261V49H260ZM0 52H1V51H0ZM39 52H40V51H39ZM111 52H112V51H111ZM143 52H144V51H143ZM156 52H158V51H156ZM257 52H258V51H257ZM17 53H18V52H17ZM23 53H24V52H19L18 55H20V57H18V55H16V56L14 55V59H13V61H12V62H8V63H11V64H9L8 66H10V65L13 66V65H15V67L17 68V70H16V69H15V70L13 69V70H14V71H13L12 68L10 69V68L7 67V66H1V65H0V75H2V76L5 75L4 79L6 80V81L3 82V83H6V82H8V81H9L8 83H11L10 79H11L12 81L15 79L13 82H15V81L17 80L16 83H13V82H12L13 84H7L8 89L10 88L8 91H10V90L12 89L9 85H12V87H14V86L17 87V86H18V83H17V82L19 81V78H16L17 76L19 77V74H20V72H19L18 70H20V71L22 72L21 74L24 75L23 72H26L27 70H29V69H27V68H30L29 63H27L28 61H27V62L25 61V60H26V56L23 55ZM30 53H29V55L32 56V53H31V54H30ZM43 53H44V52H43ZM45 53H46V52H45ZM76 53H78V52H76ZM132 53L134 54V52H132ZM135 53H136V52H135ZM138 53H139V51H138ZM144 53H145V52H144ZM229 53H230V52H229ZM241 53H242V52H241ZM258 53H259V52H258ZM263 53H264V52H263ZM14 54H15V53H14ZM21 54H22L23 56H22ZM34 54H35V53H34ZM38 54H39V53H38ZM38 54H36V55H38ZM108 54H109V53H108ZM122 54H123V53H122ZM249 54H250V53H249ZM6 55H7V53H6ZM11 55H12V54H11ZM36 55H35V56H36ZM41 55H42V54H41ZM47 55H48V54H47ZM70 55H71V54H70ZM70 55H69V57H67V58H71ZM136 55L138 56V54H136ZM157 55H158V54H157ZM203 55H204V54H203ZM213 55H214V54H213ZM213 55H212V56H213ZM244 55H245V53H244ZM251 55H252V54H251ZM31 56H30V57H31ZM35 56H34V57H35ZM64 56H65V55H64ZM66 56H68V55H66ZM66 56H65V57H66ZM221 56H223V55H221ZM231 56H232V54H231ZM245 56H246V55H245ZM9 57H10V56H9ZM42 57H43V56H42ZM58 57H59V56H58ZM106 57H107V56H106ZM234 57H235V56H234ZM234 57H233V58H234ZM237 57H238V56H237ZM239 57H240V56H239ZM16 58H17V59H16ZM63 58H64V57H63ZM112 58H113V57H112ZM116 58H117V57H116ZM213 58H214V57H213ZM235 58H236V57H235ZM241 58H242V56H241ZM244 58H245V57H244ZM251 58L254 59V57H251ZM60 59H62V58H60ZM96 59H97V58H96ZM105 59H106V58H105ZM238 59H239V58H238ZM9 60H10V59H9ZM9 60H8V61H9ZM14 60L17 61V63H14ZM31 60H32V59H31ZM70 60H71V59H70ZM113 60H114V59H113ZM226 60H227V59H226ZM242 60H244V59H242ZM245 60H247V59H245ZM250 60H251V59H250ZM258 60H260V59H258ZM41 61H42V60H41ZM61 61H64V60L62 59ZM263 61H264V60H263ZM263 61L261 62L262 64H264ZM6 62H7V61H6ZM31 62H32V61H31ZM54 62H55V61H54ZM54 62H53V64H54ZM66 62H67V59H66ZM69 62H70V64H71L72 60L69 61ZM69 62H67V63H69ZM116 62H117V61H116ZM137 62H138V61H137ZM146 62H147V61H146ZM209 62H210V61H209ZM250 62H251V61H250ZM250 62H248V65L250 64ZM252 62H253V61H252ZM257 62H258V61H257ZM3 63H5V62H3ZM12 63H13V65H12ZM25 63H27V64H26V67H27V68L24 67L25 65H23V64H25ZM60 63H61V62H59V65H60ZM234 63H235V61H234ZM234 63H233V64H234ZM236 63H237V62H236ZM255 63H256V62H255ZM259 63H260V62H259ZM5 64H6V63H5ZM108 64H109V63H108ZM114 64H115V63H114ZM114 64H112V65L114 66ZM116 64H117V63H116ZM152 64H153V63H152ZM244 64H245V63H244ZM253 64H254V63H253ZM253 64H252V65H253ZM262 64H261L262 67H260V64H259V67H260L259 70H261V71H262V69H264V67H263ZM63 65H65V64H63ZM74 65H75V64H74ZM210 65H211V64H210ZM237 65H238V64H237ZM240 65H241V64H240ZM252 65H251V66L249 65V66L251 67L250 70H251L252 67H253ZM255 65H256V64H255ZM257 65H258V63H257ZM257 65L254 66V67L257 68ZM65 66H66V65H65ZM65 66H64V67H65ZM71 66H73V65H71ZM118 66H119V65H118ZM238 66H239V65H238ZM238 66H237V67H238ZM6 67H7V68H6ZM22 67H24L26 70H25V71H24V70H21ZM52 67H53V66H51V68H52ZM54 67H55V66H54ZM60 67H61V65H60ZM66 67H67V66H66ZM66 67H65V68H66ZM76 67H77V66H76ZM224 67H225V66H224ZM259 67H258V68H259ZM1 68H3V71H4L5 73L1 72V71H2ZM24 68H23V69H24ZM38 68H39V67H38ZM56 68H57V67H56ZM65 68H64V70H66ZM67 68H68V67H67ZM69 68H71L70 65H69ZM90 68H92V67L90 66ZM226 68H227V67H226ZM233 68H234V67H233ZM242 68H244V67H242ZM256 68H255V69H256ZM4 69H6L7 71L4 70ZM48 69H49V68H48ZM48 69H46V71H47ZM57 69H58V68H57ZM59 69H60V68H59ZM72 69H73V68H72ZM75 69H76V68H75ZM136 69H137V68H136ZM148 69H149V67H148ZM148 69H147V70H148ZM218 69H219V68H218ZM223 69L225 70V68H223ZM229 69H231V68H229ZM236 69H237V68H236ZM253 69H254V68H253ZM10 70H11L12 72H11ZM49 70H50V69H49ZM62 70H63V69H62ZM68 70H69V69H68ZM90 70H91V69H90ZM116 70H117V69H116ZM139 70H140V69H139ZM219 70H220V69H219ZM247 70H248V68H247ZM257 70H258V69H257ZM257 70H256V71H257ZM130 71H131V70H130ZM144 71H145V73H146V70H144ZM194 71H195V70H194ZM239 71H241V70H239ZM263 71H264V70H263ZM263 71H262V72H263ZM6 72H7V73H8V72H9V73L11 72V74L8 73V74H9V77H8V75H7V78H6V74H7ZM13 72H14V73H17V74H18V72H19V74H18V75H17V74H13ZM47 72H48V71H47ZM65 72H66V71H65ZM119 72H120V71H119ZM136 72H137V70H136ZM192 72H193V71H192ZM218 72H219V71H218ZM252 72H253L252 75H250L251 72L249 71V76H250L251 78L254 77V78H253L254 81H252L253 79L251 80V78H250V81H249V80H248L249 77H248V79H246V81L248 80L249 83H251V81H252V83H251L250 86L247 85V86H248V90H247V91H250V90H251V89H250L251 86L254 87V86L256 85V84L254 83V82H256V80H258L259 82L257 83V86L254 87L255 89L252 88V90H253V89H254V90H258L257 87H258V86H261V84H264V83L259 84L260 82H264V81L262 80V79H264V78H263V77H264V76H263V75H264V74H263L264 72L262 73V72L258 71L257 74H256L255 70L252 71ZM37 73H38V72H37ZM82 73H83V72H82ZM116 73H117V72H116ZM125 73H126V72H125ZM143 73H144V72H143ZM216 73H217V72H216ZM216 73H215V74H216ZM226 73L229 74V72H226ZM234 73H235V72H234ZM258 73H259V74H258ZM21 74H20V76H21ZM73 74H74V73H73ZM84 74H85V73H84ZM149 74H150V73H149ZM217 74H218V73H217ZM253 74H255V76H253ZM13 75H14V79H13ZM16 75H17V76H16ZM58 75H59V74H58ZM61 75H62V74H61ZM81 75H82V74H81ZM112 75H113V74H112ZM114 75H115V74H114ZM128 75H129V74H128ZM154 75H155V74H154ZM231 75H233V74L231 73ZM235 75H236V74H235ZM258 75H260L259 77H261V78H258ZM73 76H74V75H73ZM104 76H105V75H104ZM121 76H122V75H121ZM147 76H149V75H147ZM213 76H214V75H213ZM224 76H225V75H224ZM226 76H227V75H226ZM238 76H239V75H238ZM245 76H246V75H245ZM10 77H11V78H10ZM42 77H43V75H42ZM42 77H41V78H42ZM61 77H62V76H61ZM70 77H71V76H70ZM111 77H112V76H111ZM183 77H184V75H183ZM191 77H192V76H191ZM218 77H219V76H218ZM228 77H229V76H228ZM233 77H234V76H233ZM30 78H31V77H30ZM41 78H40V79H41ZM64 78H65V77H64ZM109 78H110V77H109ZM174 78H177V77H174ZM7 79H9V80L7 81ZM50 79H51V77H50ZM102 79H103V78H102ZM154 79H155V77H154ZM177 79H178V78H177ZM235 79H236V78H235ZM255 79H256V80H255ZM259 79H260L261 81H260ZM42 80H43V79H42ZM69 80H71V79H69ZM79 80H80V79H79ZM152 80H153V79H152ZM172 80H173V79H172ZM197 80H198V79H197ZM80 81H81V80H80ZM102 81H103V80H102ZM179 81H180V80H179ZM0 82H1V79H0ZM72 82H73V81H72ZM224 82H225V81H224ZM226 82H227V81H226ZM228 82H229V80H228ZM228 82H227V83H228ZM237 82H238V81H237ZM220 83L224 84L223 82H220ZM229 83H230V82H229ZM16 84H17V85H16ZM48 84H49V83H48ZM211 84H212V83H211ZM214 84H215V83H214ZM231 84L233 85V84H235V83H231ZM236 84H237V83H236ZM254 84H255V85H254ZM258 84H259V85H258ZM1 85H2V84H1ZM3 85H5V87H6V84H3ZM13 85H14V86H13ZM71 85H72V84H71ZM224 85H226V84H224ZM232 85H231V86H232ZM238 85H240L239 82H238ZM238 85H237V86H238ZM24 86H25V85H24ZM39 86H40V85H39ZM47 86H48V85H46V88H47ZM56 86H57V85H56ZM65 86H66V85H65ZM78 86H79V85H78ZM196 86H197V85H196ZM214 86H215V85H214ZM243 86H244V85H243ZM263 86H264V85H263ZM263 86H262V87H263ZM5 87H4V88H5ZM30 87H31V86H30ZM48 87H49V86H48ZM221 87H222V85H221ZM227 87H228V86H227ZM227 87H226V88H227ZM229 87H230V86H229ZM229 87L227 88V89H228V92L226 91V89H225V91H224V96H226V95H227V96H226V97L221 96L222 101H221V98H219L220 96L218 97L220 100L217 98V99L220 101V104H221V102H223L221 106H223L224 104H226L227 101L230 100L229 98L232 99V96H230L229 94H231L230 92L232 91L231 88H232L233 86L230 88V89H231L230 92H229ZM249 87H250V88H249ZM43 88H44V87H43ZM54 88H57V87H54ZM66 88H67V87H66ZM71 88H72V86H71ZM71 88H70V90H71ZM217 89L220 90L219 86H218ZM249 89H250V90H249ZM259 89H261V88L259 87ZM43 90H44V89H43ZM59 90H60V89H59ZM162 90H163V89H162ZM215 90H216V89H215ZM219 90H217V91L220 92ZM26 91H27V90H26ZM44 91H45V90H44ZM56 91H57V90H56ZM170 91H171V89H170ZM197 91H198V89H197ZM235 91H236V90H235ZM235 91H233V92H235ZM237 91H238V90H237ZM36 92H37V90H36ZM38 92H39V91H38ZM206 92H207V91H206ZM213 92H214V91H213ZM215 92H216V91H215ZM239 92H240V91L235 92V93H239ZM254 92H255L257 98H262V97H264V93H263V92L257 91V92H259V94H260V93L263 94L262 96L259 95V96H261V97L258 96V94H257L256 91H254ZM254 92H253V94H254ZM34 93H35V92H34ZM39 93H40V92H39ZM216 93H217V92H216ZM216 93H215V94H216ZM242 93H243V92H242ZM242 93H241V94H242ZM26 94H27V93H26ZM28 94H29V93H28ZM41 94H43V93H41ZM58 94H59V93H58ZM160 94H162V93H160ZM165 94H167V93L165 92ZM171 94H172V93H171ZM199 94H200V93H199ZM221 94H223V93H221ZM249 94H250V93H248L247 96H248ZM253 94H252V95H253ZM255 94H254V95H255ZM45 95H46V94L44 93V96H45ZM51 95H52V96L55 95V91H54V94H51ZM168 95H169V94H168ZM206 95H209V94H206ZM217 95H218V94H216V96H217ZM228 95H229V98H228L227 100H225V99L228 97ZM231 95H232V94H231ZM237 95H239V94H236V96H237ZM250 95H251V94H250ZM250 95H249V98L247 97L248 100L250 99ZM254 95L251 96V97L254 98V97H255ZM38 96H39V95H37V96H35V97L38 98ZM41 96H42V95H41ZM44 96H43V97H44ZM166 96H167V95H166ZM203 96H205V95H203ZM234 96H235V95H234ZM244 96H245V95H243V97H244ZM0 97H1V96H0ZM12 97H13V96H12ZM23 97H24V96H23ZM27 97H28V96H27ZM39 97H40V96H39ZM56 97H58V96L56 95ZM128 97H129V95H128ZM3 98H4V97H3ZM36 98H34V99H36ZM159 98H160V97H159ZM192 98H193V97H192ZM239 98H242L241 95L239 96ZM244 98H245V97H244ZM247 98H246V99H247ZM257 98H255V100H256ZM9 99H10V98H9ZM15 99H16V98H15ZM205 99H206V98H205ZM42 100H44V99H42ZM59 100H60V99H59ZM59 100H58V101H59ZM207 100H208V99H207ZM213 100H214V99H213ZM223 100H225L226 102H224ZM240 100H241V99H240ZM248 100H247V101H248ZM27 101H28V100H27ZM126 101H127V100H126ZM134 101H135V100H134ZM196 101H197V100H196ZM234 101H235V100H234ZM243 101H244V103H245L246 100H243ZM243 101H239L238 105H240V103L242 104ZM247 101H246V102H247ZM252 101H253V99H252ZM257 101H259V100L257 99V100L255 101V102H256L255 104H254V102H253V103H252V106H253V105H257V106H258V103H259V102L257 103ZM261 101H262V102H261V105L259 104V106H258V107H260V108L262 107V103L264 102V100L262 99ZM24 102H25V101H24ZM33 102H36V101H33ZM37 102H38V103L41 102V99H40V101H37ZM43 102H44V101H43ZM89 102H90V101H89ZM123 102H124V100H123ZM202 102H205V101H202ZM216 102H217V101H216ZM230 102H231V101H230ZM248 102H249V104H251V101H248ZM248 102H247V103H248ZM77 103H78V102H77ZM94 103H95V102H94ZM131 103H134V102H130L129 104H131ZM213 103H214V102H213ZM213 103H212V104H213ZM247 103H245V104H247ZM4 104H5V103H4ZM14 104H15V103H14ZM27 104H28V103H27ZM192 104H195V102L192 103ZM202 104H204V103H202ZM227 104H228V103H227ZM227 104H226V105H227ZM230 104H231V103H230ZM230 104H228V105H230ZM23 105H24V104H23ZM32 105H35V104L33 103V104H31V106H32ZM36 105H38V104H36ZM86 105H87V104H86ZM131 105H132V104H131ZM133 105H134V104H133ZM133 105H132V106H133ZM199 105H200V104H199ZM199 105H196V106H198V107H197V108H198L197 110H195L196 108L193 107L194 109H193L191 112L188 111V113H186V112L183 111L184 114H185V113L187 114V115H186V114H185V115L182 114L184 117L181 116V115H179V116H181V117L179 118V116H178V117H177L178 119H177L176 117H175L176 119L172 117L173 120H171V119H170L171 121L168 120V121L171 122V123H168V126H167V127L164 125V126L167 128V131L164 130L165 127L163 128V130H164V131H163V132H164L163 134H164L166 137H164V135H163V136L158 135V137H157V134H156V137H157V138H155V139H157V141L161 140V143H162L163 141H165L164 138H165L166 140L168 139V141H169V140H171L174 136L177 137L176 135H178V134H179V136H180L181 133H182V134H181L182 137H184V138L186 137V138H187V136L184 135V132L186 131V128L189 129V127H190V125H191V127H192V131H193V132H192V131H190L191 129H189V131L191 132V136L193 137V135L195 134L193 140H192L191 138H189L190 141L192 140V141H191V144H190L191 147L189 148L190 145L188 146V143L190 142V141H187L188 138H187V139L185 138L186 140H185V139H182V140H185V141H186V142H185V141H182V140H181L182 143H184V144L187 143L186 146H188V147H186V149H185L184 147H182V146L177 147V149H178V148H179V149H180V148H184V149H182V150H184V155H183V153H180V151H182V150L179 151V153H180L181 155H183L184 157H183V156H180V157H179V154H178V156H177V157H178L177 160H178V162H179L180 158H182V159L180 160V163H182V165H184L185 162H186L185 159H187V157L185 156V154L187 155L188 153H189V154L191 153L189 156H191L192 159H190V160H193V161L196 163V162H197L196 160L199 159V158H198L199 156L197 157V155L195 154L196 151L198 152L197 154L201 155V157L204 156L203 158L200 157V158H201V159H200L201 161L198 160V162H199V164H200L201 166H202V165L205 166V167H203V166L201 167L200 165H198L199 168H200V167H201L202 169L204 168L203 170L200 168L202 172L199 171L200 169H199L198 167H197V169H196L195 167H193V168L191 167V169H192V170H193V169H196L197 171H199V172H201V173H203V172L205 171L206 173L204 172L202 175H204V174H208V176H207L208 179L206 178V183H207V185H208V187H206L207 190L204 189L205 186H204L203 184L201 185V187H202V186L204 187V188L202 187L203 189L200 188V185H199V184H198L199 186H197V187L200 188L199 190L202 189V190H201V191H202L201 193H203V194L205 193V194H204V195H205V198H207V196H209L210 198L213 199L216 195L219 196V194H221V191H220V190H223V188H221L220 185H221L223 182H225V181H223V180L229 181V180H227V178H233V180H234V181L232 180L233 182H235V180H236L237 183H238V182L240 183V182H242V181H244L243 183H245L246 178L249 177V176H252V175H253L252 173L256 171V170L254 171V169H256V168L253 167V164H254V166H255L257 163H259L260 160H261V162H262L263 164H261V163L257 164V165H259V169H260V170H257V171H258V174H260L259 172H260L261 170L264 172V133H261L262 135H261V134H258L257 136H253V135H252V136H253V138H252L253 141H252V139H251L252 142H250V141L248 140V137H249V138L252 137V136H251L252 133H254V132L256 133V131H253V129H254L253 126L255 125V124H253V122L255 121L254 123H256V120H254L255 117H254L253 119L251 118V117H253V116H255V115H251L250 119L254 120V121L252 122V125H253V126H252V125L250 126L249 123H246V121L249 119V115H248V116H243V113H244V111H245L244 109H246L245 112H247V108H246V107L249 106V105H247L246 107H245V106H243V107H242V106L239 107V108H243L242 111H241L242 114H239V117H240L242 120H243V119L245 120V118H242V117H246V119L248 118V119H247L246 121H244V123H243V124H245V125H244V126H245V129H244L243 127H242V129H241V127L238 126L237 123H238L239 125H241L242 123H239L238 121H234L233 119H231V118H234L235 116L232 114V116H234V117H231V114H230L229 117H230V119H231L232 121H230V119H229L228 121H229V123L233 122L235 128L233 127V129H232V126H229V125H228L227 128L230 130L229 132H227V130H228L227 128H226L227 130L222 128L223 130H222L221 132H218V131H217V135H219V136H217V137H218V139H219V138H220V139L218 140L217 138H214V137H216V134L214 133L213 135H215V136H211V135H210L211 138H210V137H207L208 139L210 138V141H209L205 136H206V134H208V132L210 131V130L208 131V129H209V125H210V123L212 122L211 120L214 119V116H213L214 114H211V113H212V112H213V113H214V112H215V113H218L219 111L216 112L215 110H220V109H215V110H213L211 107L213 106V108H215L216 105H215V106L212 105L211 107L209 106L211 109L209 108L210 110L206 111L207 109H204V107H202L201 105H200L201 108H199ZM217 105H219V102H218ZM226 105H224L225 108H227ZM233 105H234V104H233ZM28 106H29V105H28ZM89 106H90V105H89ZM174 106H175V105H174ZM190 106H191V105H190ZM194 106H195V105H194ZM219 106H220V105H219ZM38 107H39V106H38ZM90 107H91V106H90ZM93 107H94V106H93ZM168 107H169V106H168ZM191 107H192V106H191ZM216 107L218 108V106H216ZM230 107L232 108V106H230ZM237 107H238V106H237ZM253 107H256V106H253ZM253 107H252L251 109H253ZM5 108H6V107H5ZM10 108H11V107H10ZM14 108H15V107H14ZM36 108H37V106H36ZM184 108H185V107H184ZM202 108H203V109H202ZM220 108L223 109L222 107H220ZM235 108H236V106L232 108V109H234V110H232L233 112H234V111L236 112ZM248 108H250V107H248ZM260 108H258V109H260ZM7 109H8V108H7ZM23 109H25V108H23ZM23 109H20V110H23ZM251 109H248V110L251 111ZM254 109H255V108H254ZM1 110H2V109H1ZM31 110H32V109H31ZM157 110H158V109H157ZM190 110H191V109H190ZM226 110H227V109H224V112H223V110H222V111L220 110V115H221V113L224 114ZM228 110H229V108H228ZM228 110H227V111H228ZM32 111H33V110H32ZM104 111H105V110H104ZM163 111H164V110H163ZM186 111H187V110H186ZM227 111H226V114H227ZM250 111H249L248 113H250ZM254 111H256V109L253 110L252 113H254ZM263 111H264V103H263V109H262L261 112H263ZM21 112H22V111H21ZM29 112H30V110H29ZM100 112L102 113V110H101ZM229 112H231V109L229 110ZM229 112H228L227 115H229ZM233 112H232V113H233ZM237 112H238V111H237ZM257 112H258V113H257ZM257 112H256L257 115H259V114L261 113V112H259V110H257ZM239 113H240V110H239ZM11 114H12V113H11ZM57 114H59V113H57ZM226 114H225V115H226ZM234 114H235V113H234ZM237 114H238V113H237ZM245 114H247V113H244V115H245ZM38 115H39V114H38ZM100 115H102V114H100ZM162 115H163V114H162ZM164 115H165V114H164ZM188 115H189V116H188ZM211 115H212V116H211ZM218 115H219V113H218ZM227 115L225 116L226 118H227ZM241 115H242V116H241ZM257 115H256V117H258ZM262 115H263V114H262ZM19 116H20V115H19ZM25 116H26V115H25ZM28 116L30 117V115H28ZM84 116H85V115H84ZM215 116H217V115L215 114ZM237 116H238V115H237ZM237 116L235 117V120H236ZM54 117H55V116H54ZM87 117H88V115H87ZM211 117H212V118H211ZM225 117H219V118H221V119H223V118L226 119ZM261 117H262V116H261ZM7 118H9V117L7 116ZM12 118H13V117H12ZM16 118H17V117H16ZM18 118H19V117H18ZM34 118H35V117H34ZM55 118H56V117H55ZM215 118H216V117H215ZM240 118H239V119H240ZM258 118H259V117H258ZM31 119H32V118H31ZM239 119H238V120H239ZM250 119H249V120H250ZM21 120H22V119H21ZM59 120H60V119H59ZM85 120H86V119H85ZM89 120H90V119H89ZM123 120H124V119H123ZM242 120H240V121L242 122ZM249 120H248V121H249ZM257 120H258V119H257ZM260 120H262V118H261ZM16 121H18V120H16ZM48 121H53V120H48ZM100 121H101V120H100ZM100 121H98V122H100ZM219 121H220V119H219ZM225 121H226V120H225ZM228 121H226V122L228 123ZM263 121H264V120H263ZM263 121H262V122H263ZM2 122H3V121H2ZM53 122H54V121H53ZM58 122H59V121H58ZM163 122H165V121H163ZM249 122H251V121H249ZM260 122H261V121H258V125H259ZM16 123H17V122H16ZM28 123H29V122H28ZM32 123H33V122H32ZM158 123H159V122H158ZM214 123H216V122H214ZM220 123H222V122H220ZM229 123H228V124H229ZM263 123H264V122H263ZM263 123H260V126H262ZM1 124H2V123H1ZM54 124H55V123H54ZM86 124H87V123H86ZM116 124H117V123H116ZM235 124H236V125H235ZM243 124H242V125H243ZM3 125H4V124H3ZM5 125H6V123H5ZM12 125H13V123H12ZM12 125H11V126H12ZM21 125H22V124H21ZM51 125H52V124H51ZM218 125H220V124H218ZM226 125H227V124H226ZM226 125H225V126H226ZM248 125H249V127H247ZM258 125H255V129H254V130H256V126H257V129L260 128V126H259V128H258ZM16 126H17V125H15V127H16ZM18 126H19V125H18ZM117 126H118V125H117ZM188 126H189V127H188ZM12 127H13V126H12ZM15 127H14V128H15ZM40 127H41V126H40ZM48 127H49V126H48ZM57 127H58V126H57ZM61 127H62V126H61ZM72 127H73V126H72ZM161 127H162V125H161ZM191 127H190V128H191ZM207 127H208V129H207ZM216 127L218 128V126H216ZM229 127H230V128H229ZM236 127H237V128L239 127L238 129H239V131H240V129H241V132H242V130L244 129L243 131H245V132H242V134L240 135L241 132L239 133V131H238V129H237ZM246 127H247V129H246ZM263 127H264V124H263ZM263 127H261L262 130L264 129ZM36 128H37V127H36ZM44 128H45V127H44ZM74 128H75V126H74ZM220 128H221V127H220ZM0 129H3V128L0 127ZM16 129L19 130L20 127H19V128H16ZM40 129H41V128H40ZM111 129H112V128H111ZM111 129H110V130H111ZM231 129H232V130H231ZM236 129H237L238 132L235 131ZM249 129H250V130H249ZM24 130H25V129H24ZM24 130H23V131H24ZM36 130H37V129H36ZM41 130H42V129H41ZM155 130H156V129H155ZM183 130H185V131H183ZM217 130H218V129H217ZM224 130H225V132H227V133H224ZM63 131H64V130H63ZM71 131H72V130H71ZM158 131H159V130H158ZM251 131H253V132L250 134ZM7 132H8V131H7ZM9 132H10V131H9ZM148 132H149V131H148ZM159 132H160V131H159ZM222 132H223L224 134H223ZM246 132H247V133H246ZM257 132H258V131H257ZM2 133H5V132H2ZM66 133H67V130H66ZM151 133H152V132H151ZM151 133H150V134H151ZM154 133H155V132H154ZM192 133H193V135H192ZM210 133H211V132H210ZM210 133H209V134H210ZM212 133H213V131H212ZM218 133H219V134H218ZM255 133H254V134H255ZM58 134H59V132H58ZM69 134H70V133H69ZM74 134H75V133H74ZM81 134H84V133L81 132ZM112 134H113V133H112ZM150 134H149V135H150ZM158 134H159V133H158ZM209 134H208V135H209ZM221 134H222V135H221ZM249 134H250V136H249ZM256 134H257V133H256ZM256 134H255V135H256ZM7 135H9V134H7ZM20 135H21V134H19V136H20ZM75 135H77V134H75ZM90 135H91V134H90ZM143 135H144V134H143ZM183 135H184V136H183ZM235 135H238V137L236 136V139H235ZM247 135H248V137H247ZM152 136H153V134H152ZM152 136H151V137H152ZM159 136H160V138H159ZM239 136H240V137L242 136L241 139H240ZM262 136H263V137H262ZM88 137H89V136H88ZM146 137H147V136H146ZM175 137H174L173 139L176 140V141H178L179 139H177V138L175 139ZM204 137H205V139H206V140H205L206 142L203 141V140H204ZM254 137H256V138H254ZM257 137H258V139H257ZM260 137H262V138H260ZM52 138H53V137H52ZM143 138H144V137H143ZM147 138H148V137H147ZM161 138H163V139H161ZM169 138H170V139H169ZM212 138H213V139H212ZM231 138H232V139H231ZM237 138H238L239 140H238ZM158 139H159V140H158ZM202 139H203V140H202ZM233 139H235V140H233ZM254 139H255V140H254ZM259 139H260V140H259ZM48 140H49V139H48ZM194 140H195L196 142H194ZM230 140L233 141V143H235L236 141H238V142H236L237 145L234 144V146H231V147H233L232 149H231L230 146H229V145L232 144V143H230V142H231ZM257 140H258V141H257ZM36 141H37V140H36ZM49 141H50V140H49ZM66 141H67V140H66ZM133 141H134V140H133ZM139 141H140V140H139ZM139 141H137V142H139ZM153 141H154V138H153ZM155 141H156V140H155ZM157 141H156V142H157ZM168 141H167V142H168ZM172 141H173V140H172ZM179 141H180V140H179ZM179 141H178V142H179ZM181 141H180V142H181ZM202 141H203V142H202ZM229 141H230V142H229ZM254 141H255V142H254ZM149 142H150V141H149ZM170 142H171V141H170ZM173 142H174V144H176V145L173 144L174 146H177V145L179 144V143H178V144L175 143V141H173ZM207 142H209L210 145H208ZM228 142H229V143H228ZM248 142H250V143H248ZM258 142H259V145L257 144ZM41 143H42V142H41ZM63 143H64V142H63ZM134 143H135V142H134ZM144 143H145V142H144ZM144 143H143V144H144ZM146 143H147V142H146ZM152 143H153V142H152ZM152 143H149V144H147V145L150 146V144L152 145ZM154 143H155V142H154ZM158 143L160 144V142H158ZM171 143H172V142H171ZM192 143H193V144H192ZM204 143H206V144H204ZM224 143H225V144H224ZM247 143H248L249 145H248ZM254 143H255V146L257 145L256 148H255V147L252 148V146L254 145ZM138 144H139V143H138ZM141 144H142V143H141ZM163 144L165 145V142H163ZM198 144H199V146H198ZM200 144H202V146H200ZM227 144H228V145H227ZM38 145H39V144H38ZM49 145H50V144H49ZM63 145H64V144H63ZM127 145H128V143H127ZM144 145H146V144H144ZM204 145H205V146H204ZM207 145H208L209 147H208ZM225 145H226V147L228 146L226 149L224 148ZM250 145H251V146H250ZM25 146H26V145H25ZM133 146H134V145H133ZM162 146H163V145H162ZM170 146H171V145H170ZM206 146H207V147H206ZM235 146H236V147H235ZM46 147H47V145H46ZM52 147H53V146H52ZM139 147H140V146H139ZM151 147H152V146H151ZM151 147H150V149H151ZM156 147H157V146H156ZM156 147H155V148H156ZM198 147H199V150H198ZM201 147H206V148H208V150L200 149ZM234 147L237 148V149L235 150ZM249 147H250V148H249ZM258 147H259V148H258ZM124 148H125V147H124ZM126 148H127V147H126ZM131 148H132V147H131ZM142 148H143V147H142ZM152 148H154V147H152ZM158 148L163 149L162 147H159V146H158ZM164 148H166V147H164ZM187 148H188V150H190V149L192 150L193 148H195V152H193V150H192L193 153L191 152V150H190V152L185 151V150H187ZM222 148H224L226 151H228V149H231V150H233L234 152L231 153V151H230V153H231L232 155H231L230 157H228L229 155H228V154L226 155V153H223V152H226V151H225L224 149H222ZM246 148H248V153L245 152V153L242 154L241 152H243ZM16 149H17V148H16ZM28 149H29V148H28ZM28 149H27V150H28ZM147 149H148V148H147ZM249 149H250V150H249ZM253 149H255L256 152H255ZM31 150H32V149H31ZM66 150H67V149H66ZM66 150H65V151H66ZM131 150H132V149H131ZM145 150H146V148H145ZM145 150L143 149V151H145ZM153 150L157 151L156 153H158V150H157V149H153ZM163 150H164V149H163ZM168 150H169V148H168ZM171 150H172V148L170 149V151H171ZM175 150H176V149H175ZM203 150H205V151H203ZM252 150H253V151H252ZM14 151H16V150H14ZM126 151H127V150H126ZM139 151H140V150H139ZM139 151H138V152H139ZM141 151H142V149H141ZM146 151H147V150H146ZM146 151H145V152H146ZM148 151H149V150H148ZM199 151H202V153L199 152ZM250 151H251V152H250ZM30 152H31V151H30ZM36 152H38V151H36ZM132 152H133V151H132ZM162 152H163V151H161V152L159 151V154L162 153ZM182 152H183V151H182ZM205 152H206V153H205ZM253 152H254V153H253ZM10 153H11V152H10ZM14 153H15V152H14ZM17 153H18V152H17ZM19 153H20V152H19ZM21 153H22V151H21ZM62 153H63V152H62ZM125 153H127V152H125ZM125 153H124V154H125ZM128 153H129V152H128ZM141 153H142V152H140V154H141ZM148 153H149V152H148ZM154 153H155V152H154ZM204 153H205V155H204ZM230 153H229V154H230ZM251 153H252V154H251ZM143 154H145V153L143 152ZM152 154H153V153L150 152V155H152ZM162 154H164V153H162ZM162 154H161V156H162ZM192 154H193V155H192ZM194 154L196 155V158H198V159L194 160V158H195V157H194V156H195ZM224 154H225V158L227 157L228 159L231 160V161H228V159H226L229 163H228L227 161L224 162V160H223V161H219V160H221V159L224 157ZM246 154H247L248 156H245ZM253 154H254V155H253ZM8 155H9V154H8ZM22 155H23V153H22ZM22 155H20V156H22ZM125 155H126V154H125ZM145 155H146V154H145ZM145 155H144V156H145ZM147 155H148V154H147ZM153 155H154V154H153ZM241 155H243V156H241ZM249 155H250V157H251V156H252V157H255V156L257 157V156L259 155L261 158L258 156V157H259V158L257 157V158L259 159L258 161H257V160L254 161V159H256V158H254L252 161H250L251 158H248ZM0 156L2 157V155H0ZM5 156H6V157H10V156H7V154H6ZM5 156L3 157L4 159H5ZM63 156H64V155H63ZM117 156H118V155H116L115 157L117 158ZM121 156H122V155H121ZM137 156H139V155H137ZM144 156L141 155L140 158H141V157H144ZM148 156H149V155H148ZM165 156H166V158H168V154L164 155V157L162 156V158L165 159ZM192 156H193L194 158H193ZM205 156H207V157H205ZM221 156H222V157H221ZM59 157H60V156H59ZM59 157H58V158H59ZM146 157H147V156H146ZM151 157H153V156H151ZM158 157H159V156H158ZM158 157H157V159H158ZM3 158H2V160H3ZM24 158H25V157H24ZM30 158H31V157H30ZM124 158H125V157L123 156V159H124ZM135 158H136V156H135ZM162 158H161V159H162ZM169 158H170V157H169ZM172 158H173V157H171V160H174V159H172ZM220 158H221V159H220ZM8 159H9V158H8ZM27 159H28V158H27ZM117 159H119V158H117ZM136 159H137V161H138V160H139V161L142 160V159L140 160L139 158H136ZM136 159H134V161H135V164H137L138 166L136 165L135 167H138V169H139V166H140L139 164H140V163L138 162V163H139V164H138V163L136 162ZM143 159H144V160H147L148 158H147V159L143 158ZM161 159L159 158L160 161H161ZM205 159H206V162H207V163L204 162ZM246 159H248L249 163H248L247 161H245ZM121 160H122V158H121ZM188 160H189V159H188ZM207 160H208V161H207ZM11 161H12V160H11ZM32 161H33V160H32ZM103 161H104V160H103ZM127 161H128L127 163H131V161H133V160H127ZM134 161H133V162H134ZM142 161H143V160H142ZM142 161H141V162H142ZM150 161H151V159H150ZM150 161H149V159H148L147 162H150ZM156 161H158V160H156V158H155L154 161H153V158H152V162H153V163H159V162H156ZM164 161H165V160H164ZM168 161H169V160H168ZM253 161H254V163H252ZM110 162H112V161H110ZM120 162H121V161H120ZM133 162H132V163H133ZM145 162H146V161H145ZM152 162H151V163H152ZM171 162H172V161H171ZM171 162H170V163H171ZM200 162H201V163H200ZM213 162H214L215 164H216V162H217V164H221L220 162H222L223 164H221L220 166H219V165L214 166L215 164H214ZM218 162H219V163H218ZM233 162H234V163H233ZM255 162H257V163L255 164ZM5 163L8 164L7 162H5ZM113 163H114V162H113ZM125 163H126V162H125ZM125 163H124V164H125ZM132 163H131V164H132ZM143 163H144V162H143ZM161 163H163V165H165V164L168 163V162H167V161H166V162H163V161H162ZM164 163H165V164H164ZM173 163H174V165H176V166L178 165L177 162L175 163V161H174ZM180 163H179V164H180ZM186 163H187V162H186ZM204 163H205V165H204ZM3 164H4V163H3ZM3 164L1 165V161H0V166H3ZM86 164H87V163H86ZM124 164H123V165H124ZM141 164H142V163H141ZM148 164H149V163H148ZM225 164H227V167H228V168H229L232 164H233V165H232L230 168H232L234 165H235V166H234L233 169L230 171V169L228 170V168L225 167V166H226ZM230 164H231V165H230ZM260 164L263 165V167H262ZM83 165H84V164H83ZM125 165H126V164H125ZM129 165H130V164H129ZM143 165L147 167V164H146V163L143 164ZM156 165H157V164H156ZM168 165H169V164H168ZM180 165H181V164H180ZM211 165H213V167H212ZM223 165H224V167H223ZM228 165H229V166H228ZM78 166L80 167V163H79V165H77V167H78ZM120 166H121V164H120ZM126 166L129 167L128 164H127ZM131 166H132V165H131ZM176 166H175V167H176ZM218 166H219V167H218ZM105 167H106V166H105ZM124 167H125V166H124ZM127 167H126V169H127ZM184 167H185V166H184ZM186 167H187V166H186ZM186 167H185V168H186ZM189 167H190V166H189ZM189 167H187V168H189ZM220 167H221L222 169H223V168H224V169L226 168L225 170H227V171L225 172L224 169L221 170ZM235 167H236V168H235ZM260 167H262L263 169L260 168ZM110 168H111V167H110ZM141 168H142V166H141ZM143 168H144L145 170H147L145 167H143ZM148 168H149V166H148ZM170 168H171V167H170ZM185 168H184L183 170H184V172L186 173L187 168H186V169H185ZM215 168H219V169L213 170V171H214V174H213L212 169H215ZM4 169H5V167H4ZM122 169H125V168H121V171H122ZM133 169H135V168H131V170H132V171H131L132 174L139 175L138 173L136 174L137 171H135V173H133V171H134ZM153 169H154V168H153ZM156 169H157V170H156ZM257 169H258V166H257ZM0 170H1V168H0ZM84 170H85V169H84ZM127 170H128V169H127ZM136 170H137V169H136ZM139 170H140V169H139ZM139 170H138V171H139ZM150 170H151V169H150ZM155 170H156V171H154L155 173H157V172H158L157 174H160V173H161V172L159 173V168H155ZM160 170H162V169L160 168ZM167 170H168V169H167ZM169 170L172 171V169H169ZM181 170H182V168H181ZM181 170H180V171H181ZM185 170H186V171H185ZM9 171H10V170H9ZM34 171H35V170H34ZM34 171H33V173H34ZM108 171H109V170H108ZM121 171H119V172L121 173ZM142 171H144V170H142ZM151 171H153V170H151ZM197 171H196V173L199 174V172H197ZM222 171L225 172V173L220 174ZM257 171H256V173H257ZM262 171H261V174L263 175L264 173H263ZM97 172H98V171H97ZM127 172H129V171H127ZM139 172H140V171H139ZM149 172H150V171H148V174H150ZM154 172H153V173H154ZM175 172H176V171H175ZM184 172L182 171V172H179V173H181V174L183 173V174H184ZM193 172H194V171H192V173H193ZM227 172H228V173H227ZM117 173H118V172H117ZM146 173H147V171H146ZM146 173H144V174H146ZM153 173L151 172V174H153ZM166 173H167V172H166ZM177 173H178V172H177ZM196 173H195V174H196ZM201 173H200V174H201ZM256 173H255L254 176H256ZM128 174L130 175L131 173L129 172V173H127V175H128ZM132 174H131V175H132ZM148 174H146V175H148ZM181 174H180V175H181ZM186 174H187V173H186ZM190 174H191V173H190ZM215 174H216V175H215ZM223 174H225V176H223ZM251 174H252V175H251ZM1 175H2V174H1ZM30 175H32V174H30ZM115 175H116V174H115ZM123 175L125 176V173H124ZM129 175H128V176H129ZM141 175L144 176L143 173H141ZM146 175H145V176H146ZM153 175H154V174H153ZM163 175H164V173H163ZM163 175L160 174V176H162V177H163ZM166 175H167V174H166ZM175 175H176V173H175V174L173 173L171 176H175ZM103 176H104V175H103ZM113 176H114V175H113ZM132 176H133V175H132ZM148 176H149V178H150V175H148ZM151 176H152V175H151ZM177 176H178V175H177ZM181 176H182V175H181ZM181 176H180V177H181ZM194 176H195V175H194ZM200 176H201V175H200ZM205 176H206V175H205ZM221 176L226 177V179H224L223 177H222V179H220ZM16 177H17V176H16ZM120 177H121V176H120ZM137 177H138V176H137ZM155 177H156V174H155V176H154L153 178H155ZM166 177H167V176H166ZM168 177L171 178V179H169V181H168V179H167V182L172 184V183L174 182V181H173V178H174V177H170V176H168ZM195 177H196V176H195ZM245 177H246V178H245ZM12 178H13V176H12ZM105 178H106V177H105ZM135 178H136V177H135ZM135 178H133L134 181H135ZM138 178H139V177H138ZM143 178H144V177H143ZM145 178H146V177H145ZM151 178H152V177H151ZM151 178H150V179H151ZM153 178H152V180H153ZM159 178H160V177H159ZM191 178H192V177H191ZM197 178H198V177H197ZM261 178H262V177H261ZM121 179H122V178H121ZM127 179H128V178H127ZM146 179H147V178H146ZM157 179H158V178H157ZM164 179H165V176H164ZM182 179H184V178L182 177ZM202 179H204V178H202ZM75 180H76V179H75ZM103 180H105V179H103ZM122 180H123V179H122ZM131 180H132V179H131ZM131 180H129V181H131ZM136 180H137V178H136ZM138 180H139V179H138ZM138 180H137V181H138ZM161 180H162V179H161ZM171 180H172L173 182H171ZM176 180H178V179H176ZM176 180H175V181H176ZM188 180H189V179H188ZM192 180H193V179H192ZM204 180H205V179H204ZM248 180H249V178L247 179V181H248ZM263 180H264V179H263ZM263 180H262V181H263ZM11 181H12V179H11ZM106 181H107V180H106ZM106 181H105V182H106ZM108 181H109V180H108ZM111 181H112V180H111ZM115 181H116V180H115ZM115 181H114V183H115ZM141 181H142V180H141ZM146 181H147V180H146ZM195 181H196V180H195ZM222 181H223V182H222ZM230 181H231V180H230ZM232 181H231V183H232ZM260 181H261V180H260ZM262 181H261V182H262ZM144 182H145V179H144ZM144 182H141V183H144ZM150 182H151V180H150ZM162 182H163V181H162ZM178 182H179V181H178ZM200 182H201V181H199V182H197V183H200ZM221 182H222V183H221ZM263 182H264V181H263ZM78 183H79V182H78ZM111 183H112V182H111ZM114 183H113V184H114ZM126 183H127V182H126ZM131 183H132V181H131ZM134 183H135V182H134ZM136 183H137V182H136ZM164 183H166V182H164ZM164 183H163V184H164ZM174 183H175V182H174ZM117 184H118V182H117ZM132 184H133V183H132ZM151 184H152V182H151ZM175 184H176V183H175ZM183 184H184V183H183ZM194 184H195V182H194ZM250 184H251V183H250ZM137 185H138V183H137ZM153 185H154V183H153ZM180 185H181V184H180ZM189 185H191V184H189ZM222 185H223V184H222ZM99 186H100V185H99ZM106 186H107V185H106ZM108 186H109V184H108ZM111 186H112V185H111ZM118 186H119V185H118ZM125 186H126V185H125ZM140 186L142 187V185H139L138 187H140ZM154 186H155V185H154ZM158 186H159V185H158ZM166 186H167V183H166ZM174 186H175V185H174ZM183 186H184V185H183ZM245 186H247V185H245ZM83 187H84V186H83ZM103 187H105V186H103ZM116 187H117V186H116ZM119 187H120V186H119ZM122 187H123V186H121L120 188H122ZM155 187H156V186H155ZM176 187H177V186H176ZM181 187H182V186H181ZM226 187H227V186H226ZM239 187H240V186H239ZM106 188H107V187H106ZM110 188H112V187H110ZM110 188L108 189L109 191L111 190ZM124 188H125V187H124ZM129 188H130V187H129ZM136 188H137V187H136ZM136 188H135V189H136ZM148 188H149V187H148ZM157 188H160V187H157ZM170 188H171V187H170ZM191 188H192V187H191ZM194 188L196 189V187H194ZM208 188H209V189H208ZM220 188H221V189H220ZM224 188H225V187H224ZM241 188H243V187H241ZM94 189H95V188H94ZM115 189H116V188H115ZM135 189H134V190H135ZM137 189H138V188H137ZM137 189H136L135 192H137ZM162 189H163V188H162ZM171 189H172V188H171ZM195 189H194V192H195ZM247 189H248V188H247ZM2 190H3V189H2ZM112 190H113V189H112ZM125 190H126V189H125ZM140 190H141V189H140ZM158 190H159V189H158ZM196 190H197V189H196ZM232 190H233V189H232ZM245 190H246V189H245ZM6 191H8V190H6ZM106 191H107V190H106ZM121 191H122V190H121ZM127 191H128V190H127ZM141 191H142V190H141ZM141 191H140V192H141ZM155 191H156V190H155ZM155 191H154V192H155ZM183 191H184V190H183ZM197 191H198V190H197ZM203 191H205V192H203ZM219 191H220V192H219ZM242 191H243V190H242ZM254 191H255V190H254ZM97 192H98V190H97ZM142 192H143V191H142ZM236 192H237V190H236ZM100 193H101V192H100ZM102 193H103V192H102ZM118 193H119V192H118ZM149 193H150V192H149ZM151 193H152V192H151ZM151 193H150V195H151ZM199 193H200V192H199ZM218 193H219V194H218ZM237 193H238V192H237ZM245 193H246V192H245ZM258 193H259V192H258ZM97 194H98V193H97ZM123 194H124V193H123ZM132 194H133V193H132ZM136 194H137V193H136ZM138 194H140V193H138ZM138 194H137V196H139ZM152 194H153V193H152ZM190 194H191V193H190ZM194 194L196 195V194H198V193H194ZM206 194H208V195H206ZM246 194H247V193H246ZM262 194H263V192H262ZM99 195H100V194H99ZM200 195H201V194H200ZM214 195H215V196H214ZM236 195H237V194H236ZM260 195H261V194H260ZM133 196H134V195H133ZM133 196H132V197H133ZM148 196H149V195H148ZM161 196H162V195H161ZM190 196H191V195H190ZM197 196H198V195H197ZM218 196H217V197H218ZM233 196H234V195H233ZM97 197H99V196H97ZM103 197H104V196H103ZM103 197H102V198H103ZM125 197H127V196H125ZM172 197H173V196H172ZM194 197H196V196H194ZM209 197L207 198V199H208L207 202H209V201L212 200V199L210 200ZM219 197H220V196H219ZM222 197H223V196H222ZM117 198H119V197H116V199H117ZM121 198H123V197H121ZM121 198H119V199L121 200ZM196 198H197V199H200V198H201L200 200H202V199L204 200V199H205V198H202V197H200V196H198V197H196ZM224 198H225V197H224ZM227 198H228V197H227ZM230 198H231V196H230ZM262 198H263V197H262ZM92 199H93V198H92ZM148 199H150V198H148ZM188 199H189V198H188ZM193 199H194V198H193ZM219 199H220V198H219ZM239 199H240V198H239ZM49 200H50V198H49ZM98 200H99V199H98ZM104 200H106V198H105ZM114 200H115V199H114ZM122 200H123V199H122ZM122 200H121V201H122ZM169 200H170V198H169ZM169 200H167V201H169ZM173 200H174V199H173ZM200 200H199V201H200ZM203 200H202V201H203ZM205 200H206V199H205ZM205 200H204V201H205ZM214 200H215V199H214ZM244 200H245V199H244ZM260 200H261V198H260ZM86 201H87V200H86ZM91 201H92V200H91ZM106 201H108V200H106ZM109 201H110V200H109ZM124 201H125V200H124ZM128 201L130 202V200H127V202H128ZM139 201H140V200H139ZM144 201H145V200H144ZM175 201H176V200H175ZM202 201H201V203H202ZM216 201H217V200H216ZM216 201H213L212 203H215ZM221 201H222V200H221ZM262 201H263V200H262ZM94 202H95V201H94ZM100 202L103 203V201H100ZM104 202H105V201H104ZM114 202H116V201H113V203H114ZM154 202H155V201H154ZM161 202H162V201H161ZM172 202H173V201H172ZM234 202H235V201H234ZM88 203H89V202H88ZM97 203H98V202H97ZM102 203H101V204H102ZM105 203H106V205H105ZM105 203H103V204L105 205V208H106V207H108V205H109L110 203H108V205H107V202H105ZM113 203H112V200H111V204H113ZM175 203H176V202H175ZM198 203H199V204H197V200H196L195 205H199L200 211L198 212V214H199L200 216L202 215V219H203V215H204L205 211H206V213L208 214L207 211L209 210V208H211V209H212V208L215 209V208H214L215 206H214L213 204H209V203H211V202L208 203L210 206H209L208 204H205L206 206H204V205L202 206V205L200 204V202H198ZM204 203H206V201H205ZM94 204H95V203H94ZM99 204H100V203H99ZM101 204H100L99 207H101ZM161 204H162V203H161ZM170 204L172 205L171 201H170ZM227 204H228V203H227ZM96 205H97V204H96ZM104 205H103V206H104ZM116 205H117V203H116ZM125 205H126V203H125ZM140 205L142 206V203H141ZM143 205H144V204H143ZM175 205H176V204H175ZM175 205H174V206H175ZM190 205H193V203H192V204L189 203V204H188L189 207L187 206L188 208L191 207V209H192V206H190ZM218 205H220V204H218ZM224 205H225V204H224ZM224 205H223V206H224ZM236 205H237V204H236ZM73 206H74V205H73ZM87 206H88V205H87ZM167 206H168V205H167ZM180 206L183 208L182 205H180ZM200 206H201V207H200ZM212 206H213V207H212ZM226 206H227V205H226ZM240 206H241V205H240ZM240 206H238V207H240ZM123 207H125V206H123ZM123 207H122V208H123ZM142 207H143V206H142ZM157 207H158V206H157ZM219 207H220V206H219ZM224 207H225V206H224ZM236 207H237V206H236ZM83 208H84V206H83ZM85 208H86V207H85ZM85 208H84V209H85ZM111 208H112V206H111ZM116 208H117V207H116ZM120 208H121V207H120ZM134 208H135V207H134ZM144 208H145V207H144ZM167 208H168V207H167ZM167 208H166V209H167ZM169 208H171V206H169ZM177 208H179V207H177ZM184 208H186V207H184ZM257 208H258V207H257ZM260 208H261V207H260ZM87 209H88V208H87ZM109 209H110V207H109ZM109 209H107V210H109ZM136 209H137V208H136ZM155 209H156V208H155ZM179 209H180V208H179ZM179 209H178V213H180V212L182 211V210H181V211L179 212ZM197 209H198V206H197ZM207 209H208V210H207ZM241 209H242V208H241ZM81 210H82V208H81ZM97 210H98V207H97ZM99 210H101V209L99 208ZM111 210H113V209H111ZM125 210H127V209L125 208ZM172 210H173V209H172ZM172 210H171V211H172ZM192 210H194V211H192ZM192 210H191V211H192V215H189V213H190L189 211H190V210H189L188 213H187V211L184 209V211H182V212L185 213V211H186V213H185V214L182 213V214H184V215H182V217H181V215H180L179 217H181V218H179V219L177 218V215H175V216H176V219H175L174 217H173V218L176 220V223L171 224V223H173L175 220H174L173 222L170 221L171 223L169 222V224H168V227H169V225L171 226V227L169 228V230H168L167 224H165V226H166V230H165V229H163V230L158 229V230H160L161 232H162V231H163V232H162V235H160V233H159L160 237L157 236L158 238H155V239L157 240L156 243L152 244V245L157 244V245H156L157 247H156V246H151V244H150V246H151V249H150V250H149L150 247L148 246V244L146 245V246H148L147 249L144 248V246H143L144 249H143V248L141 249V248L139 247L142 251L144 250V251L146 252V251L148 250L147 253L150 254V255H148L147 253H146V255H145V252H144V251H143L144 253H142V252L140 251V254H141L142 256L138 255V256H140V257L137 256L138 260H139L140 258H142V257H145V256H147V258L150 257V256H153L152 258L155 259V257L158 258V256H160L161 254L164 255V253H166V252L170 253L171 251H170L169 249H171V248L174 249V246H176L177 243H179V242H178L179 238L182 237L183 234L185 235V233L188 231L187 229L190 228V226L192 227L193 224H195V223L193 222L192 219H193L196 215H198V214H197V212L195 211V206H194V208H193ZM217 210H221V209H220V208L218 209V207H217ZM0 211H1V210H0ZM103 211H104V209H103ZM109 211H110V210H109ZM119 211H120V210H119ZM129 211H130V210H129ZM137 211H138V210H137ZM142 211H143V210H142ZM157 211H158V210H157ZM157 211H156V212H157ZM176 211H177V210H176ZM221 211H222V210H221ZM231 211H232V210H231ZM258 211H259V210H258ZM258 211H257V212H258ZM85 212H86V211H85ZM89 212H90V211H89ZM113 212H114V211H113ZM158 212H159V211H158ZM162 212H163V213H166L167 210H166L165 212H164V211H162ZM174 212H175V211L173 210V213H174ZM193 212H195L196 215H194L195 213L193 214ZM241 212H242V211H241ZM83 213H84V210H83ZM91 213H92V212H91ZM91 213H90V214H91ZM96 213H97V212H96ZM100 213H102V211H101ZM114 213H115V212H114ZM123 213H124V212H123ZM133 213H134V212H133ZM133 213H132V214H133ZM159 213H160V212H159ZM170 213H171V212H170ZM202 213H203V214H202ZM219 213H220V212H219ZM252 213H253V212H252ZM88 214H89V213H88ZM103 214H104V213H103ZM103 214H102V215H103ZM127 214H128V213H127ZM132 214H131V215H132ZM166 214H167V213H166ZM171 214H172V213H171ZM171 214H170V215L167 214V215H168V216H171ZM176 214H177V212H176ZM233 214H234V213H233ZM86 215H87V213H86ZM96 215H99V216H100L101 214L98 213V214H96ZM113 215H114V214H113ZM162 215H164V214H162ZM167 215H165V218L167 217ZM172 215H173V214H172ZM193 215H194V216H193ZM205 215H206V214H205ZM208 215H209V214H208ZM210 215H211V214H210ZM225 215H226V214H225ZM258 215H259V214H258ZM41 216H43V215H41ZM78 216H81V215H78ZM92 216H93V214H92ZM92 216H91V217H92ZM106 216H107V215H106ZM110 216H111V215H110ZM114 216H115V215H114ZM116 216H117V215H116ZM118 216H119V215H118ZM128 216H130V215H128ZM139 216H140V214H139ZM192 216H193V218H192ZM206 216H207V215H206ZM214 216H215V215H214ZM222 216H223V215H222ZM229 216H230V214H229ZM256 216H257V215H256ZM82 217H84V216H82ZM95 217H96V216H95ZM101 217H102V216H100L99 219H100ZM103 217H104V216H103ZM123 217H124V216H123ZM134 217H135V216H134ZM157 217H158V215H157ZM157 217H156V218H157ZM162 217H163V216H162ZM197 217H198V216H197ZM204 217H205V216H204ZM215 217H216V216H215ZM39 218H40V217H39ZM41 218H42V217H41ZM84 218H85V217H84ZM84 218H82V219H84ZM104 218H105V217H104ZM107 218L109 219V217H107ZM127 218H128V217H127ZM136 218H137V217H136ZM139 218H141V217H139ZM168 218H169V217H168ZM168 218H167V219H168ZM206 218H207V217H206ZM230 218H231V217H230ZM45 219H46V218H45ZM82 219H79V220H82ZM94 219H95V218H94ZM146 219H147V218H146ZM162 219H163V218H162ZM194 219H195V218H194ZM208 219H209V218H208ZM259 219H260V218H259ZM38 220H40V219H38ZM42 220H43V218H42ZM61 220H62V219H61ZM88 220H89V219H88ZM121 220H122V219H121ZM121 220H119V221H121ZM154 220H155V219H154ZM156 220H157V219H156ZM160 220H161V219H160ZM170 220H172V218H171ZM178 220H180V221H178ZM196 220L199 221L198 218H197ZM74 221H75V219H74ZM82 221H83V220H82ZM82 221H81V222H82ZM94 221H96V220H94ZM100 221H101V220H100ZM102 221L104 222V219H103ZM109 221H110V220H109ZM112 221H113V220H112ZM133 221H134V220H133ZM140 221H141V220H140ZM50 222H51V221H50ZM61 222H62V221H61ZM71 222H72V221H71ZM76 222H78V221H76ZM84 222H85V221H84ZM86 222H87V221H86ZM86 222H85L84 224H86V225L88 224V225L90 226V227H89V226H88V227L91 228L92 226L90 225V222H89V223H88V222L86 223ZM154 222H155V221H154ZM158 222H159V221H158ZM163 222H164V221H163ZM167 222H168V220H167ZM191 222H193V223H191ZM215 222H216V221H215ZM220 222H221V221H220ZM224 222H225V221H224ZM233 222H234V221H233ZM246 222H247V221H246ZM256 222H257V221H256ZM261 222H263V221L261 220ZM32 223H33V222H32ZM35 223H36V222H35ZM79 223H80V221H79ZM79 223H77V224H79ZM110 223H111V222H110ZM119 223H120V222H119ZM155 223H156V222H155ZM160 223H162V222L160 221ZM177 223H178V224H177ZM196 223H197V222H196ZM30 224H31V223H30ZM36 224H38V222H37ZM57 224H58V223H57ZM68 224H69V223H68ZM80 224H81V223H80ZM80 224H79V226H80ZM101 224H102V222H101ZM103 224H104V223H103ZM131 224H132V222H131ZM157 224H158V223H157ZM157 224H156V225H157ZM163 224H164V223H163ZM176 224H177V225H176ZM191 224H192V225H191ZM197 224H198V223H197ZM201 224H202V223H201ZM216 224H218V222H217ZM226 224H227V223H226ZM234 224H235V223H234ZM234 224H233V225H234ZM248 224H249V223H248ZM248 224H247V225H248ZM258 224H259V223H258ZM43 225H44V224H43ZM69 225H70V224H69ZM69 225H68V227H69ZM74 225H75V224H74ZM86 225H85V226H86ZM97 225H98V223H97ZM146 225H147V224H146ZM158 225H159V224H158ZM221 225H222V224H221ZM36 226H38V225H36ZM70 226H71V225H70ZM72 226H73V222H72ZM94 226H96V225H94ZM116 226H117V225H115V227H116ZM130 226H131V225H130ZM138 226H140V225H138ZM147 226H148V225H147ZM162 226H163V225H162ZM188 226H189V227H188ZM202 226H203V225H202ZM211 226H212V225H211ZM211 226H210V228H211ZM218 226H219V224H218ZM235 226H236V224H235ZM52 227H53V226H52ZM74 227H75V226L72 227L73 230L75 229L74 231H77V228H74ZM80 227L82 228L83 226L81 225ZM88 227H85V228H84V231H85V229L88 228ZM101 227H102V226H101ZM104 227H106V226H104ZM104 227H103V228H104ZM145 227H146V226H145ZM154 227H155V225H154ZM213 227H216V228H217V225H215V226H213ZM213 227H212V228H213ZM20 228H21V227H20ZM65 228H66V227H65ZM81 228H79V229H81ZM97 228H98V227H97ZM103 228H101V229H103ZM135 228H136V227H135ZM137 228H138V229H136V230L139 231V227H137ZM158 228H159V227H158ZM162 228H164V227H162ZM193 228H194V227H193ZM199 228H200V227H199ZM204 228H205V227H204ZM243 228H244V227H243ZM47 229H49V228H47ZM56 229H58V227H57ZM79 229H78V231H77L76 233H79V232H80L81 234H79L78 236L82 235V232H83V231H81V230H79ZM91 229H92V228H91ZM105 229H106V228H105ZM117 229H118V228H117ZM233 229H234V228H233ZM51 230H52V229H51ZM54 230H55V229H54ZM73 230H72V231H73ZM82 230H83V228H82ZM86 230H87V229H86ZM113 230H114V229H113ZM124 230H125V229H124ZM142 230H144V229H142ZM185 230H187V231H185ZM253 230H254V229H253ZM69 231H70V230H69ZM69 231H68L67 233H69ZM72 231H71V232H72ZM87 231H88V230H87ZM90 231H91V230H90ZM100 231H102V230H100ZM140 231H141V230H140ZM148 231H149V230H148ZM228 231H229V230H228ZM42 232H43V231H42ZM57 232H58V231H57ZM57 232H56V233H57ZM85 232H86V231H85ZM95 232H96V231H95ZM124 232H125V231H124ZM127 232H128V231H127ZM127 232H125V233L128 235ZM158 232H159V231H158ZM184 232H185V233H184ZM211 232H212V231H211ZM225 232H226V230H225ZM247 232H249V231H247ZM62 233H63V231L61 232V236H62ZM76 233H75V234H76ZM87 233H89V232H87ZM93 233H94V231H93ZM103 233H104V232H103ZM108 233H109V232H108ZM131 233H133L132 230H131ZM135 233H136V232H135V230H134V235H135ZM138 233H139V232H138ZM144 233H145V232H144ZM195 233H196V232H195ZM227 233H229V232H227ZM35 234H36V233H35ZM47 234H48V233H47ZM70 234H71V236H72V233H70ZM75 234H74L73 236H75ZM106 234H107V232H106ZM153 234H154V233H153ZM200 234H201V233H200ZM206 234H207V232H206ZM65 235H66V234H65ZM83 235H84V232H83ZM83 235H82V236H83ZM85 235H86V233H85ZM109 235H110V233H109ZM112 235H113V234H112ZM121 235H122V234H121ZM129 235H130V234H129ZM134 235H133V236H134ZM136 235H137V233H136ZM145 235H146V234H145ZM202 235H203V234H202ZM207 235H208V234H207ZM248 235H249V234H248ZM253 235H254V234H253ZM44 236H45V235H44ZM50 236H52V235H50ZM56 236H57V235H56ZM58 236H59V235H58ZM63 236H64V235H63ZM63 236H62V238H65V236H64V237H63ZM67 236H68V235H67ZM82 236H81V237H82ZM86 236L89 237L90 235H86ZM141 236H142V235H141ZM148 236H149V235H148ZM155 236H156V235H155ZM208 236H209V235H208ZM263 236H264V235H263ZM123 237H124V236H123ZM134 237H135V236H134ZM134 237H133V238H134ZM136 237H137V236H136ZM150 237H151V236H150ZM150 237H147V239L149 238V240H150ZM192 237H193V236H191V239H192ZM234 237H235V236H234ZM33 238H34V237H33ZM40 238H41V237H40ZM57 238H58V237H57ZM62 238H61L60 240H61L62 242H63V241L65 242V239L63 240ZM82 238H83V237H82ZM82 238H81V239H82ZM85 238H86V237H85ZM143 238H144V237H143ZM198 238H199V237H198ZM203 238H205V237H203ZM23 239H24V238H23ZM44 239H45V238H44ZM48 239H49V238H48ZM48 239H46V240H48ZM50 239L53 240V239H56V238H55V236H54V237H52V238H50ZM75 239H76V238H75ZM104 239H105V237H104ZM112 239H113V238H112ZM112 239H111V240H112ZM126 239H127V237H126ZM128 239H129V238H128ZM141 239H142V237H141ZM199 239H200V240H203V239H201V238H199ZM199 239H197V240L194 239V240L198 241ZM219 239H220V238H219ZM219 239L217 238V240H219ZM228 239H229V238H228ZM239 239H240V238H239ZM9 240H10V239H9ZM51 240H50V241H51ZM77 240H78V238H77ZM130 240H131V239H130ZM136 240H137V239H136ZM139 240H140V239H139ZM149 240H148V242L150 243ZM151 240L153 241V239H151ZM192 240H193V239H192ZM213 240H214V239H213ZM223 240H224V239H223ZM251 240H252V239H251ZM262 240H263V239H262ZM17 241H18V240H17ZM21 241H22V240H21ZM21 241H20V242H21ZM38 241H39V239H38ZM38 241H37L36 243H39ZM61 241H60V242H61ZM69 241H70V240H69ZM104 241H105V240H104ZM124 241H125V240H124ZM131 241H132V240H131ZM140 241H141V240H140ZM183 241H184V240H183ZM185 241H186V240H185ZM215 241H216V240H215ZM221 241H222V240H221ZM227 241H228V240H226V242H227ZM259 241H260V240H259ZM9 242H10V241H9ZM26 242H27V241H26ZM43 242H44V241H43ZM51 242H52V241H51ZM51 242H50V243H51ZM55 242H56V241L53 240V242H52L53 245H52L51 247H50V244L48 243V244H49V247H50L54 252H55L54 249L58 248V246L63 245V243H64V242H63V243H62V242L59 243V240H58V242H56L58 246L56 247V243H55ZM67 242H68V241H67ZM72 242H73V241H72ZM85 242H86V241H84V243H85ZM87 242H88V241H87ZM114 242H115V241H114ZM129 242H130V241H129ZM129 242H128V243H129ZM138 242H139V241H138ZM143 242H144V240H143ZM146 242H147V241H146ZM154 242H155V240H154ZM194 242H195V241H194ZM217 242H218V241H217ZM224 242H225V241H223V243H224ZM24 243H25V242H24ZM27 243H28V242H27ZM58 243H59V244H58ZM73 243H74V242H73ZM88 243H89V242H88ZM107 243H108V242H107ZM130 243H131V242H130ZM152 243H153V242H152ZM185 243H186V242H185ZM192 243H193V241H192ZM192 243H191V244H192ZM220 243H221V245L223 244L222 242H220ZM231 243H232V242H231ZM258 243H259V242H258ZM262 243H263V242H262ZM17 244H18V242H17ZM40 244H42L41 241H40ZM103 244H104V243H103ZM122 244H123V243H122ZM132 244H134V243H132ZM141 244L143 245V243H141ZM203 244H205V243H203ZM218 244H219V243H218ZM224 244H225V243H224ZM228 244L230 245L229 241H228ZM238 244H239V243H238ZM243 244H244V243H243ZM12 245H13V244H12ZM68 245H69V244H68ZM68 245H67V247H68ZM86 245H87V243H86ZM138 245H139V244H138ZM144 245H145V244H144ZM179 245H180V244H179ZM187 245H188V244H187ZM1 246H2V245H1ZM15 246H16V245H15ZM26 246H27V245H26ZM46 246H47V245H46ZM63 246H64V245H63ZM69 246H70V245H69ZM77 246L79 247L78 244H77ZM128 246H129V245H128ZM133 246H135V245H133ZM139 246H141V245H139ZM146 246H145V247H146ZM177 246H178V245H177ZM195 246H196V244H195ZM242 246H243V245H242ZM2 247H3V246H2ZM8 247H9V246H8ZM37 247H38V246H37ZM44 247H45V246H44ZM52 247H54V248H52ZM55 247H56V248H55ZM60 247H61V246H60ZM130 247H131V244H130ZM153 247H155V248H153ZM219 247H220V246H219ZM12 248H13V247H12ZM38 248H39V247H38ZM46 248H47V251H50V250H51L50 248L48 249V246H47ZM46 248H45V249H46ZM62 248H63V247H62ZM64 248H65V247H64ZM106 248H107V247H106ZM135 248H136V247H135ZM183 248H185V247H183ZM223 248H224V247H223ZM245 248H246V247H245ZM20 249H21V248H20ZM22 249H23V247H22ZM30 249H31V248H30ZM41 249H44V248H41ZM45 249H44V251H45ZM71 249H73V246L71 247ZM71 249H70V250H71ZM90 249H91V248H90ZM172 249H171V250H172ZM1 250H2V249H1ZM13 250H15V248H14ZM76 250H77V249H76ZM78 250H80V247H79ZM78 250H77V251H78ZM124 250H125V249H124ZM130 250H131V249H130ZM136 250H139V249H136ZM222 250H223V249H222ZM238 250H239V249H238ZM242 250H243V249H242ZM23 251H25V250L23 249ZM27 251H28V250H27ZM42 251H43V250H42ZM44 251H43V252H44ZM47 251H46V252H47ZM73 251H74V250H73ZM156 251H157V253H158V252H159V253H158V254L155 253ZM177 251H178V250H177ZM13 252H14V251H13ZM43 252H42V254L40 253V255L42 256L41 258H43L44 255H49V254H47L46 252H45L46 254H45V253L43 254ZM54 252H51V253H52V254H51L52 257H51V256L47 257V258H50L49 260H51V258H53L52 261H56L57 259H59V256H57L56 253L58 254V252H60V251L58 250V252H57V251H56V253H54ZM62 252H63V251H62ZM62 252H61V253H62ZM64 252L66 253V250H64ZM79 252H80V251H79ZM81 252H82V251H81ZM121 252H122V251H121ZM129 252H130V251H129ZM129 252L127 251L126 253H129ZM149 252H150V253H149ZM180 252H181V251H180ZM228 252H229V251H228ZM4 253H5V252H4ZM8 253H9V252H8ZM53 253L55 254L56 257H58L56 260H55V257L53 256ZM67 253H68V252H67ZM82 253H83V252H82ZM138 253H139V251H138ZM138 253H136V254H138ZM182 253H183V252H182ZM215 253H216V252H215ZM20 254H21V253H20ZM23 254H24V253H23ZM37 254H38V253H37ZM69 254H70V253H69ZM108 254H109V253H108ZM124 254H125V253H124ZM143 254H144V255H143ZM196 254H197V255H198V254H201V252H200V253L197 252ZM202 254H203V253H202ZM217 254H219V253H217ZM1 255H2V254H1ZM6 255H8V254H6ZM15 255H16V253H15ZM15 255H14V256H15ZM25 255H26V254H25ZM38 255H39V254H38ZM58 255H60V254H58ZM74 255H75V254H74ZM119 255H120V254H119ZM134 255H135V254H134ZM183 255H184V254H183ZM226 255H227V254H226ZM71 256H72V255H71ZM111 256H112V255H111ZM124 256H126V255H124ZM129 256H130V253H129ZM131 256H132V255H131ZM131 256H130V257H131ZM168 256H169V254H168ZM219 256H220V255H219ZM240 256H241V255H240ZM1 257H2V256H1ZM7 257H8V256H7ZM19 257H20V256H19ZM19 257L17 258V261H18ZM27 257H28V256H27ZM36 257H37V256H36ZM62 257H63V256H62ZM64 257H65V256H64ZM88 257H89V256H88ZM117 257H119V256H117ZM126 257H127V256H126ZM126 257H125V258H126ZM135 257H136V256H135ZM135 257H134V258H135ZM176 257H177V256H176ZM222 257H224V256L222 255ZM222 257H221V258H222ZM228 257H229V256H228ZM41 258H40V260H41ZM44 258L46 259V256H45ZM44 258H43V259H44ZM67 258H68V257H67ZM69 258H71V257H69ZM69 258H68V259H69ZM90 258H93V257H90ZM97 258H98V256H97ZM119 258H121V257H119ZM119 258H117V259L119 260ZM132 258H133V257H132ZM160 258H161V257H159L158 259H160ZM170 258H171V257H170ZM189 258H190V257H189ZM256 258H257V257H256ZM5 259H6V257H5ZM23 259L25 260V258H23ZM23 259H22V260H23ZM37 259H39V258L37 257ZM37 259H36V260H37ZM43 259H42V260H43ZM114 259H115V258H114ZM126 259H128V258H126ZM145 259H146V258H145ZM154 259H153V260H154ZM224 259H225V258H224ZM227 259H228V258H227ZM233 259H235V258H233ZM11 260H12V259H11ZM27 260H28V259H27ZM42 260H41V261H42ZM46 260H47V259H46ZM49 260H48V261H49ZM80 260H81V259H80ZM118 260H117V261H118ZM124 260H125V259H124ZM141 260H142V259H141ZM146 260H147V259H146ZM156 260H157V259H156ZM199 260H201V259H199ZM199 260H198L197 263H196V262H193L192 264H198V263H200ZM218 260H219V259H217V261H218ZM7 261H8V260H7ZM7 261H6V262H7ZM32 261H33V260H32ZM37 261H38V260H37ZM41 261H39V262H41ZM57 261H58V260H57ZM64 261H66V260H63V262H64ZM120 261H121V260H120ZM122 261H123V260H122ZM129 261H130V260H128V262H129ZM182 261H183V260H182ZM223 261H225V260H223ZM249 261H250V260H249ZM21 262H22V261H21ZM23 262H24V261H23ZM23 262H22V263H23ZM30 262H31V261H30ZM45 262H46V261H45ZM92 262H93V261H92ZM96 262H97V261H96ZM128 262H127V263H128ZM145 262H146V261H145ZM154 262H156V261L154 260ZM157 262H158V261H157ZM164 262L166 263L165 260H164ZM243 262H244V261H243ZM1 263H3V262H1ZM1 263H0V264H1ZM47 263H48V262H47ZM47 263H46V264H47ZM51 263L55 264L54 262H51ZM80 263H81V262H80ZM117 263H118V262H117ZM117 263H116V264H117ZM137 263H138V261H137ZM148 263H149V262H147V264H148ZM210 263H211V262H210ZM210 263H209V264H210ZM226 263H227V262H226ZM6 264H7V263H6ZM10 264H11V263H10ZM12 264H13V263H12ZM16 264H17V263H16ZM26 264H28V263H26ZM39 264H41V263H39ZM57 264H58V263H57ZM64 264H65V263H64ZM67 264H68V263H67ZM113 264H115V263H113ZM141 264H142V263H141ZM149 264H151V262H150ZM183 264H184V263H183ZM213 264H214V263H213ZM239 264H240V263H239Z\"/></svg>",
  "mask_w": 264,
  "mask_h": 264
}]
</instances>
